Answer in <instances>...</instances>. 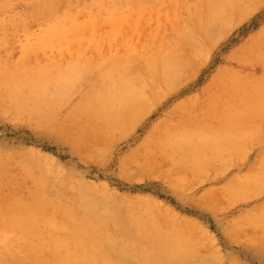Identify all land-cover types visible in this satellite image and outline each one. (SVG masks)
Listing matches in <instances>:
<instances>
[{"label": "rangeland", "instance_id": "obj_1", "mask_svg": "<svg viewBox=\"0 0 264 264\" xmlns=\"http://www.w3.org/2000/svg\"><path fill=\"white\" fill-rule=\"evenodd\" d=\"M133 1H135V2H133ZM208 1H206V0H144V1L143 0L142 1L141 0H131V1L130 0H82V1L81 0H59V1L58 0H54V1L53 0H43L42 1L41 0V2H40V0H0V75H3V76H0V79H1V81L4 80V81L1 82L2 84L0 83V88L2 89V90L0 89V93H2V95L0 94L1 95L0 98L2 97V99H3V96L5 94L7 95V92H6L7 89H5V87L7 88L8 84H9L8 87L14 85L13 86L14 89L11 88V87L8 88V89H10L9 93H11L12 91L15 92V90H16L15 88H20L19 86H21L23 83L27 84V83L30 82L27 85L28 87L26 85H22L23 86V88H22V86H21L22 90H25V91L27 90V92L22 91L21 89L20 90L22 92H20L19 89H18V91H19L18 93H20V94L22 93V95H24L25 98H26L27 93L31 92L30 90L32 89L31 86H30V90H28L29 89V85L33 84L35 86L36 83L38 84L41 81L40 85L43 83L45 85V89H48L47 91L51 92V93H49V92L46 93V90H43V92L45 91L43 93L44 95L47 94V96H48L50 94L48 97L51 98V100L55 99L56 97L57 98L60 97L61 99H64V100L60 101L59 100L60 98L59 99L56 98L60 102H58L55 99L57 101V104L53 105L55 108L52 105H50L52 108H50V109L48 108V109L51 111V113H53L52 117H50L51 113H49V110L47 109V107L45 109V105L48 102L45 99L46 97L41 99L46 104L45 105L43 104L44 106L40 105V107H38V108H40L39 109L40 111L42 110V112H40V113H43V112L45 113L44 109L47 110V113L45 115H46V117L47 116L49 117L48 121H47V118H44V119H46V121L45 120L41 121L40 119H37V117L35 115H33L34 113H32L30 111V110H32V107L31 108H26V109L23 108V109H25V111L24 110H19L18 108H16L15 104H13V101H14V99H15V101L20 100V98H23L22 96H20V97L16 96L15 97V93H14V95L11 96V94L13 93L12 92L11 94L8 93V96L10 95L12 97L10 99H13V97H14L13 100L9 101L10 99H9L8 96L7 97L4 96L3 100L0 99V156L2 157V159L0 160V164H1V161H3V165L5 167V165L7 166L8 164H10L11 163V159H13L15 157H16L15 160H17L19 157L20 158L26 157L27 160L29 159L28 157H30L33 160L32 163H31L32 160L29 161L30 162L29 163V162H25V158H22L21 159L22 161L19 160V162L21 161V164H23L22 162H25L27 164H30L31 166L32 165L35 166L34 162H36V161H37L36 164H38L36 166L38 168L35 167L37 170L35 168H32L31 166L28 165L30 169H33V170H29V169H27V165H23L24 169L26 168L25 171L23 170L24 173L27 170L30 171V173H29V171H27V174L25 173L26 174L25 175L23 172H21L22 171L21 169H23V166L21 164H19V162H16L17 164H14V161H13L14 159H13L12 163L15 166L14 165H9L10 167L12 166V168L10 170L11 171H13V170L15 171V168H13V166L16 167L18 165L19 167H16V168L19 169V170L16 169V171H17L16 175L18 174V172H19V174L17 176H15V173L13 171V173H14L13 176H14V179L16 178V181H14L15 183L13 182L14 184H13L12 188H11L12 180H10L11 182L9 183L8 177L11 178L12 175H10L11 176L10 177L9 174H13V173L10 170H8V172L7 171L6 172H7V174L8 173L9 174L6 175V173L3 172L5 170H2V169H5V168L3 167V165L0 166V176H2V178L0 177V181H2V183L0 182V188H1L0 191L4 190L2 192V195H1V192H0V208L5 206L4 207V212L2 211L0 214H4L5 212L12 211L10 204H12L14 201H17V199H20V196L22 197L23 200L27 199V198L24 199L25 196H23L25 194L26 190L29 191L30 193L34 192V194H35L38 191L37 190L35 192V190H36L35 188H38V187L34 188V185L37 184V182L39 181L40 178L43 179L46 176V175H44V176L42 175V171L45 170L46 173L48 171V174H50L49 172H51V174L55 172L54 174H52V175L50 174L49 175L50 178H51V176L55 175L53 178H51V181H50V178H48V176L46 177L47 179H49L48 182H47L46 178L43 179V180L46 179V182L49 184V186L52 183V181L54 182V185H52L53 184L52 183L51 186H50V187L53 186V189H51L50 192H51V194L53 192L52 196L54 198H55V196H54V192L55 191L57 193L61 192V191L58 192L59 191L58 189H54V186L56 185L57 188L59 187L60 189H62V191L65 192V189L67 191L69 189L68 187L69 186L71 187V183L70 182H72L71 180L73 179L72 187H74L75 190H74V188L73 189L70 188L72 191L74 190V192L76 193V196H75L76 201H75V199H73V201H75V202H77V201L84 202V203H87V204L91 203L90 205H87V207L89 208V210H88L89 211V216L90 215L92 216L94 214L93 212H95V210H98L97 212H99L100 211L99 209H101V211L98 214L95 212L96 214H94V216H92L93 219L91 218V216L89 217L90 224L92 226L98 225V223L100 222V219H103L102 220V222H103L104 220H106L105 219L106 217L108 218L109 215H111V216L113 215L112 217L109 216V217H111V219L108 218L107 220L111 221L113 219L112 221H113L114 225H113L112 221L109 224V222L107 220H106L107 223L106 222L103 223L104 225H105V223L107 224L106 225V229H105V233H106V230H108L107 231L108 235L111 234V235L114 236L113 237V241H111V243H110L112 246H114L116 244L114 242L117 240L116 241L117 242V246L118 245H119L118 247L121 246L120 250L123 249V248H124V250H121L120 253H119V249H117V248H115L116 249V253L114 252L115 250H113L114 248H112V247H109V248H111V250H113V251H111V250L109 251L108 249L107 250L109 252H111L112 254H115L117 256H119L121 254L120 257L121 258L123 257L122 260H125L124 258H126V260H127V258L128 259L131 258V259H129L131 262L135 261V263H132V264H142L141 263L142 261H143V264H145V263L147 264L148 262L149 263L151 262V263H154V264H162V263L164 264L163 260L167 261V262H165V264H169V263L170 264H172V263L176 264L175 262H177L178 259H179V261L181 260L180 263H182V264H188V263L192 264V262H191L192 259L194 260L195 256H197L198 254L200 255V253H198L199 251H196V249L200 250V247L203 246V250L206 251V252L204 251V253H207V251H209V250H211L210 251L211 252V256L214 253L213 257H216V258L213 259V260L211 259V262L215 260V261H217L216 262L217 264H219L220 260H222L220 262V264H230L231 260L237 261L236 263H234L232 261L231 264H237V263L238 264H264V252H263V250L260 249V251H259L258 247L255 246L256 247L255 248L254 245H253V247L250 246L249 244H251L252 241L250 240L251 242L249 243V239H248L249 237H251V235L253 233L257 232V234L260 233V236L258 235L259 239L256 238L258 236H255L254 240L260 241V243H261L263 241H261L260 238L262 239L263 237H261V236H264V235H262L264 233V231H263L264 230L263 229L264 228V224H263L264 223V216L260 217V215H258L259 220L257 218V214H259L260 212H263V209L261 211L259 209H261V207L264 208V205H263L264 202L261 203L262 200H264V188L262 187V185L264 183V168L261 165L262 161H264V159H263V156H264V138L262 139L261 136L259 137V138L262 139V141L258 138L262 142L261 143L260 141H258V139H256L258 136L254 135L257 131L259 132L260 129H261L260 132L262 131L261 134L264 131V126H263L264 125V116H262V114L264 113V106H263L264 105L263 104L264 96H263V98L259 99L260 101L262 99V101H261L262 104L261 105H260V101H257L258 100V96H257V98L254 97L255 93H256L255 96L256 95H260L261 96L262 94H264V88H263L264 87V83H263L264 79H262V77L264 76V67H263L264 66V61L260 62L261 60H263V57H264L263 56L264 55V40H263L264 34H263L262 37H259L260 34H262V31H264V5H263L264 4L263 3L264 0H261L262 4L259 3L258 1H257L258 3H256L255 0H253V4L254 5L249 3L250 1L252 2V0H250V1H248V0H246V1L245 0H240V1L237 0L238 2L236 0H234L237 3L234 2L233 0H232V3H230L231 1L230 2L228 1V3H226L227 0H223V1L221 0L222 2L220 1V4L223 3L224 5H228V6H232V5L235 4L236 5L235 8H237V9H234V7H232L234 9V11L231 10V8H230L231 11L229 10L230 13L228 12V15H227V17H229V19L224 21V23L223 22L221 23V26H220L221 27V31H223V28H224L225 22H226L227 25L225 26V30L224 31L227 30V26H228V28L230 26L231 29L229 30V32L228 31L224 32V33L220 32V33L223 34L224 37L221 38L222 34L219 33V35L221 36L220 39H219V36L217 35L218 31H220V27H219L216 30V32H215V30L213 31V35L215 34L218 37V38L215 37L214 40L216 41V40L219 39L215 44L214 43L212 44V45H214L213 47H211V43L209 42V40L205 41L203 43L204 45H202V46L198 45L199 47H197L195 49L197 52L195 51V53L192 55L193 57L192 56L190 57L189 63L191 65H188V67H186L188 70L190 69L191 71L193 70V72H196L194 77H193V74H190V73H193V72L190 71L189 74L191 76L189 75L190 76L189 77L187 75V71L184 70L183 72L186 71V74H184V75H186L187 81H185L186 80L185 79L182 83H180V84H182L180 86V88H176L175 89V87H179V85H177L174 88H172V90L174 89L172 91L168 87H166V88L163 87L164 90L162 88L161 90L156 91V93L159 92L158 95L156 93H155L156 95L152 94L148 98L151 103L148 101V99L146 100L147 104H145L146 101H144L145 103L143 102L144 105H146V108L148 107L147 110L149 112H146V110H145V112L147 114L146 115L143 114L144 116L142 115L143 118L141 120L138 119L139 121L137 120L136 122H133L132 123L133 125L130 124V127H129V125L127 126V124H129L131 122V118H129L130 121L128 119H125V121L127 123L124 121L123 122L124 125L122 124L121 127L124 126V128L126 130L124 131L123 128H122L123 130H120L121 128H119L118 129L119 137H118L117 134L115 135V133L117 131L116 132L114 131L113 132L114 135H112V137L116 136V137H118L117 139H120V140H117L116 138H111V139L117 140V141H114V140L111 141L110 139L106 138V139H108L107 141L109 143L108 142L107 143L109 144V146H111V148L107 145V143H104L105 140L103 141L104 144H101L102 141L100 143L99 140H98L97 142H98V144L100 143L101 146H96V144L94 145L93 142H92L93 145L91 144V142H89L90 143V145H89L88 144L89 140L88 141L87 140L84 141V139H83L84 143H86V141H87V143H86L87 145L84 144L83 141L79 142V140H81V138H80L79 140L77 139L78 143H81V144L85 145L84 147H88V145H89V147L92 146L91 147L92 149L90 148V150H89L88 149L89 147H88L87 150H86L87 152H89L91 154V155H88L90 160L86 159L85 155L82 156L83 154L81 155L83 158H81V156L78 155L79 153L76 154V152H74V151H76L79 148L78 151L80 150V153H86V155H87V152L85 151L86 148L82 149L83 146L81 144L78 145L77 141L74 140V139H73V141H74L73 142L72 139L69 137V136H71L70 134L69 135L65 134L66 138H67V136L69 137V138H67L68 139L67 140L65 138V136H64V133H63L64 131H65V133H67L65 129H67V130L71 129L73 127V125L76 124V122L78 120V117L77 118L74 117V119L76 118V121L75 120H74L75 122L72 121V119H73L72 117L75 116V114H73L74 111H72V109L75 110V108H77V106L79 105L78 101L79 100L83 101L82 98L83 97L85 98V96L87 95L88 91L91 90V87L96 89L95 87L98 88V86L100 85L99 84V82H100L99 76L101 77V74L99 76H98V73L95 74V71H93V69L95 70V68H93V66L100 67L105 62L106 63L108 62L107 64H110V60L109 59H112V58H113V60H119V58H120V60L123 59V61H125L126 59L127 60L130 59V60H133V62H134V57H136L134 64L136 65L138 63L139 65L137 64L136 66H140L142 64L140 62H143V60L145 61V60H149V59H154V55L156 56V54L157 53L159 54V52L161 54V53H163L162 51L165 52L166 50L170 49V47L171 48H173V47L174 48H179V45L181 43L183 44V39L185 38L184 36H186V40L184 39V43L186 41L185 44H188L189 38H187V37H190L189 34H190V27H191L189 25L191 23L193 24V22L196 21V19L197 20L201 19V18L206 19L209 16H211V15H209V12H207V11H211V10H208V5H209V7H211L212 5H215V4L217 5V2H218V1L216 2V0H215V3H214V0H213V2L210 0V2H211V3L209 2L211 4L210 5V4L207 3ZM39 2L41 4H39ZM240 3L242 4V6L244 8L242 6L240 7V5H241ZM247 3L249 4L248 5L249 7L246 5ZM37 4H39L40 6H38ZM50 4L51 5L53 4V5L51 6ZM256 4H259V7H257ZM43 5H45V6H43ZM197 5H198V8H197ZM42 6L44 8H46V9H43ZM54 7H55V9H54ZM239 7H240V10H239ZM48 8H50L51 10L48 9ZM242 8L244 10H242ZM249 8H251V10H248ZM209 9H211V8H209ZM252 9H254V10H252ZM235 10H237V12ZM238 11H240V13ZM245 11H249V12L246 13ZM250 12H251V14H250ZM235 13H236V15H235ZM191 14H193L192 17L195 18V19H193L194 20L193 22L191 21L192 20ZM241 15L244 16V17H245V15H246V17L247 16H249V17L244 18ZM230 16H231V18H230ZM239 16H241V17H239ZM188 18H189V20H187ZM240 18L243 19V20H241ZM238 19H239V21L237 22L236 20H238ZM189 21H190V24L188 25ZM228 21H230V22H228ZM231 22H233V23L231 24ZM185 24L188 25L187 28H189V30H188L189 34H187V28H186ZM185 28H186V31H185ZM180 31L182 33H180ZM184 32L188 36L185 35ZM179 35H181V36L179 37ZM175 37H178V38H176L177 39L176 42H175V39H174ZM179 38H181V39H179ZM198 38L199 37L197 36V38H195V40H193V41L196 42V40ZM180 40H182V41H180ZM214 40H213V42H215ZM258 40H260L262 42H259ZM178 41H180L181 43H179ZM257 41L259 42L258 45H257ZM163 42L167 46L163 45ZM206 42L208 43L207 45H206ZM172 43H174V44H172ZM176 43L178 45H176ZM253 45H255V47ZM162 46H164V49H163ZM182 46H185V45L183 44ZM204 46H206V47L209 46L208 49H209L210 52L207 51V48H205L206 50L203 48L204 52L201 51V52L204 53V55L209 54V55H207V58L205 57L207 60L205 58H203L204 57V55H202L203 53H200V51H199V50H201L199 48L204 47ZM252 47H253V49L255 51L252 50ZM139 50H141V51H139ZM151 50H154V52L151 51ZM247 50H249V51H247ZM137 51H138V53H137ZM145 51H147V52H145ZM205 51L207 52V54H206ZM261 51L263 52V54H262ZM152 52L154 53V55H153ZM239 53H241V54L238 57V55H236V54H239ZM251 53H253V54H251ZM257 53H259V57H258ZM158 54H157V56H159ZM134 55H136V56H134ZM242 55H243V57H242ZM260 55L262 56L261 60H260ZM108 56H109V59H108ZM157 56L155 58H157ZM101 57H103V58L100 59ZM137 58H139V59H137ZM146 58H148V59H146ZM197 58H198L199 63H201V61H202V63H201L202 66L198 63ZM202 58H203V60H202ZM236 58H238V59L241 58L242 60H238ZM256 58H257V60H255ZM81 59H83L84 61L83 60L81 61ZM99 59L101 61L104 60L102 62L103 64L102 63L98 64ZM105 59H106V61H105ZM136 59H137V61H136ZM235 59H236V62H238V63H236L234 61ZM113 60H111V61H113ZM194 61H195V65H194ZM255 61L257 62V66H256ZM81 62L83 64H81ZM127 62L129 64L131 63V61H127ZM243 62H244V65L242 64ZM197 63L200 66H196ZM87 64L90 66L89 68H88ZM131 64H133V63H131ZM77 65H80V66H77ZM91 66L93 68L92 69L93 72L91 71ZM189 66L190 67L192 66L194 68L191 67L192 68L191 69V68H189ZM245 66H246V68H245ZM261 66H262V68H261ZM72 68H75V69L78 68L76 70H77L78 74L81 75V76H79L77 74V72H75L76 71L75 69L72 70ZM69 69H71V70H69ZM96 69H98V68H96ZM138 69H139V67H138ZM195 69H197V71ZM228 69H229V71H228ZM40 70L41 71L44 70L45 72L44 71L41 72ZM79 70H80V73H79ZM102 70H103V68H102ZM81 71H85V72H83L84 75H82L83 73ZM88 71H91V73H94V75H92L93 77H90L91 73L88 72ZM235 71H236V73H235ZM39 72L41 73V75L43 74L44 76L43 75L42 76L39 75L40 74ZM61 72L62 73L65 72V73L63 75H60ZM68 72L71 73L70 76H72V77L75 76V75H78L77 76L78 79H77V82H76V79L74 81H72L71 85L69 84L68 87H67L66 86L67 85L66 82H68V81H65L64 79L66 78L65 76H67L66 79H68V77L70 78ZM98 72H100V70ZM66 73H67V75H66ZM139 73L141 75L145 76V74L143 72H142L143 74L141 72H139ZM57 74L59 76H61V77L63 76V77L62 78L61 77L58 78ZM85 74L87 76H89V77L84 78L83 76H85ZM245 74H246V76H245ZM141 75H138V76L140 78H142ZM219 75L221 77H218ZM229 75H230V77H228ZM232 75H234V76L236 75L234 77L233 81L231 80L233 78V77L231 78ZM28 77L29 78L33 77V78H32V80L28 79L29 82H27V80L26 81L23 80V79H27ZM53 77H55V78L57 77L58 80L55 79V83L58 81L59 84H61V86L59 84L57 85L58 82L56 84L55 83L53 84V82H54ZM79 77H81V78H79ZM82 77L84 79H86L87 81L90 80V82L86 83V80L83 81ZM48 78H51V80L48 79ZM87 78H90V79H87ZM189 78H191V79H189ZM237 78H239L238 82H236ZM260 78L262 79L261 82H260V84H262V86H258V85H260L259 84ZM14 79H16V80L13 83ZM46 79L50 80V81L53 80V82H50V81L47 82ZM62 79L65 82H63ZM81 79H82V81L84 83L81 81ZM225 79H228V80H225ZM68 80H70V79H68ZM243 80L245 82H243ZM247 80H248V82H247ZM249 80H252V81L249 82ZM257 80H258V82H256ZM16 81H19L17 83H20L22 81H24V82H22L20 85L18 84L19 86L17 87ZM78 81L80 82V84H81V82H82V84H85V83L86 84L83 85V86H82V84L78 85L79 84ZM225 81H227V83H228V84H226V86H225V83H224ZM241 82L244 83L243 87H242V84H240ZM4 83H6V84H5V87L3 88V84ZM64 83H65V85H63ZM73 83H75V87H76L75 89L76 90L73 87V85H74ZM76 83H77V85H76ZM213 83H214V85H213ZM222 83H224V85ZM246 83H249V84L247 85ZM46 84H49V86L46 85ZM251 84H252L253 87H250ZM33 85H32V87H33ZM50 85L51 86L53 85L54 88L50 87ZM231 85L233 86V88H232ZM235 85H236V88L234 87ZM55 86H60V87L55 88ZM25 87H27V88L24 89ZM48 87H50V89ZM255 87H257V88H255ZM51 88H53L52 90L54 91V93L56 91L58 93L56 92L57 94L55 93L54 95H52L53 91L51 90ZM63 88L65 89V91L64 92L63 91L59 92V90H63ZM167 88L169 89V91H167L168 90ZM242 88H244V90ZM258 88H260L259 91H257ZM54 89L55 90L58 89V90L55 91ZM234 89H235L236 92L234 91ZM248 89H251V93H249L250 91H248V95L251 94L250 96L246 95L247 94L246 91ZM73 90H75L76 92L73 91ZM161 91H162L163 94H161ZM244 91L246 92V94H245ZM260 91H262L261 94H260ZM67 92H68V94H67ZM70 92L71 93L73 92V94H75V96H73V94H71ZM3 93H4V95H3ZM34 93L35 92H33V96H35V95L38 96V94L35 93V95H34ZM61 94H62V96H61ZM235 94H236V97H235ZM30 95H32V93L31 94L29 93V97H30ZM160 95L161 96L163 95L162 99H161ZM241 95L244 97L243 101H241L242 104L239 101V100L242 99ZM41 96H42V94L40 96H38V97L40 98ZM69 96L73 97V98L70 100ZM78 96H79V98H78ZM152 96H155L157 98L159 96L161 101L158 100L157 102H155L153 100L154 97L152 98ZM239 96H241V97L237 98ZM27 97H28V95H27ZM42 97H44V96H42ZM48 97H47V99H49ZM66 97L68 98V102H66L67 101ZM233 97H234L235 100L232 99ZM28 98L26 99L28 106L26 104L24 107H30V105L32 104V103L30 104V101L34 103V105H31V106H34V107L37 106V104H35V102H38L37 100L39 98L36 97V99H37L36 100V99H34L35 97L33 98L31 96L30 101H28ZM250 98L251 99L253 98V100L255 101V102L253 101L254 105H253V102H252V100ZM32 100H36V101L34 102ZM55 100H53V101H55ZM249 100H251V101H249ZM63 101L66 102L67 104L66 103L65 104L69 105V106L66 107ZM248 101L250 102L249 104H251V102H252V106H253L252 110H250L252 112H251V115L249 113V115H250L249 117H248V113L246 112L247 113L246 114L244 112L245 109H248V108H245L248 105V104H246ZM243 102H246L245 103L246 105L244 107H243V105H244ZM58 103L59 104L61 103L60 105H62V104H64V105L59 107ZM12 104H13V106H12ZM151 104H152V106H151ZM255 104H257V105H255ZM2 105H4L3 106L4 111L1 108ZM47 105H49V104H47ZM56 105L58 106L57 109H56ZM144 105H142V106L144 107ZM205 105H206V108L202 109L203 107H205ZM236 105H238V106H236ZM139 106H141V105H139ZM150 106H151V108H150ZM188 106L192 107L190 109L192 111L194 109L197 110L198 107L200 109V106H201L202 111H201V109H200V111H196L195 110L194 113H192L190 110L186 111V109H189ZM258 106H260L259 108H261L262 110H260L258 108ZM13 107H14V109H13ZM61 107H63V109ZM143 107H141V108H143ZM194 107H196V108H194ZM10 108H12V110ZM177 108L181 110L180 113H181V115H183L182 118H181V115L180 114L178 115V113H177L179 111H177V112L175 111L176 112V116H175L174 109L177 110ZM240 108H242V110H239ZM58 109H60V110H58ZM235 109H236V111H240V113L242 112L243 115L245 114L243 119L241 117V116H243L242 114H241L240 117H238V118L236 117L235 114L237 112H235ZM18 110L21 111L20 112L21 114L19 113ZM70 110L72 111L73 116L69 115L70 116V121H69V119H67V118H69L68 113L71 114ZM183 110H184V112H182ZM15 111H17V112L15 114H13ZM54 111L56 112L55 114H54ZM246 111L249 112V110H246ZM253 111H257L258 113L256 114V112L254 113ZM188 112H189V115H188ZM29 113L32 114V116ZM184 113L186 115L185 117L188 116L187 118L184 117ZM190 113H191V115H190ZM203 113H205L204 117H202L204 115ZM240 113H238V115ZM253 113L256 116L255 115L252 116ZM16 115H17V117H16ZM29 115H30V117H29L30 120L28 119V123H27L26 122L27 121L26 118ZM246 115H247V117H246ZM33 116H34V118L32 119L31 117H33ZM15 118H17V119H15ZM18 118L19 119L22 118L21 121H23V123L18 122V121H20ZM214 118H215V120H214ZM244 118H246V119L244 120ZM251 119L252 120L256 119L255 120L256 123H254V122L252 123V121H249ZM187 120H188V122H187ZM44 121H45V124L42 125L41 123H44ZM89 122L92 123L91 119H89ZM66 123H70L69 127H67V128H65L66 127ZM90 123H88V122L85 123L86 127H85V125H83V129H88V130L90 129L91 130V128H93V127H90V128L88 127ZM125 123H126V125H125ZM164 123L165 124L169 123L170 126L169 125L166 126ZM197 123L199 125V128H196L195 131H194V127L197 125ZM92 124H91V126H92ZM160 124L161 125L163 124L164 128L167 129L166 132L170 130L169 131L170 134L168 133L169 136H167V133L165 132L166 135H164V136H167V137L166 138L164 137V139L167 141V139H169L168 137H170L168 142H170L171 140L175 141V142H170L172 144L176 145L177 143H179V144L183 145V144L186 143L188 148H190V146L192 145V147H193V144L195 143L197 148L200 149V151H202L203 156H205L206 150H209L210 153H211V150H213L212 153L215 151V155L213 154L214 156H216V155H218L220 153V155H219L220 157L218 156L219 159L217 157V160H215V161H213V160L216 159V158L213 157V155L208 154L209 151H207L208 153L205 156L207 158L210 156L209 158H211L210 160H211V162H213V163H210V164H212V166L213 165L215 166V167L213 166L214 170H215V168H217L216 170H218V171L220 170L219 172H216V171L213 170L215 172V174L217 173V176H215V174L213 175L214 172L212 171V167L208 168V167L211 166L209 164V162H208L209 160L206 159L205 157H202L201 152H199L201 157H202L201 160H203L205 158L204 159L205 163L207 161L206 164L209 165V166L207 167V165L205 163H204L205 165H203V164H201V165L202 166H206V167H203V168H205V169L207 168V170H204V171L202 170V166H199L200 165L199 161H197L196 159L192 158L193 154H192V157H191L192 160L194 159V162L195 161L198 162V165H197V162H196V166L195 167H194L195 163L191 159L188 158L189 156H187L185 158V159H188L187 163L189 162V160H191L193 162V163L191 162V164H194L193 166H191L190 163L189 164H190V166L192 168L195 169L194 171H196L197 173H194L193 171H191V169H190V173H189V170H188L189 168H187L186 165H184L186 167L182 166L183 165L182 163L185 162V159H184L185 156L184 155H188L189 154V153L187 154V152H189V149H187L186 153H184L185 150H183L184 152H182L180 150L181 151L180 153H179V151L174 150V151L177 152V154H176L175 152H173L174 148L173 149L170 148L172 146V144H171V146L169 145L170 146L169 149H171L170 152H173V153H168L169 152L168 148H166V149L164 148L165 149L164 152H163V150H160L161 154H158V155L160 156L163 153L162 156H164L166 160L168 159L167 161L165 160L164 162H166V163L170 162V163H172L173 166H175L174 164H177L179 162L177 168H176V166L174 167V170L172 168L173 166L170 163H169V165H171V166H168V164H167L168 168L166 166H164L166 163L162 164V160H164L163 159L164 157L159 158V156H157L158 158L156 159V153L154 154V152H155L154 150L153 151L149 150V151L152 152V154H154L153 155L154 157L151 156L152 155L151 153H149V152L146 153L145 150L143 152V148L144 147L142 146V142L144 144L148 142L149 135H151L153 130H154V132H153L154 134L152 133V136H154V137L158 136V138L156 137V139H158V140H159V137H162L163 134H165L163 132V130H165V129H163V126L160 127ZM243 124H245V127L248 128V129L244 128ZM61 125H64V126H61ZM94 125H95V121H94L93 126ZM171 125H174V126L172 127ZM39 126L40 127L42 126L41 130H39V128H40ZM181 126H185V127L182 128ZM205 126L208 127V129L211 132V134H209V131H208V129H206ZM240 126H242V127H240ZM58 127L60 128L59 130H57ZM63 127H64V129H63ZM179 127H181L182 129L179 128ZM188 127H190V128L188 129ZM157 128H160V130L157 129ZM172 128H173V130L171 131ZM184 128L186 130H184ZM256 128L259 129V130H257ZM127 129H129V130H127ZM205 129L208 132L207 131L205 132ZM239 129L240 130L242 129L243 132H245L244 130H248V131H246L243 134V133H240L242 131H240ZM250 129H251V131H255V130L256 131L253 132L252 137L250 136L251 138H245L246 135L249 136L248 133L249 134L252 133L251 131L249 132ZM158 130H159V133L157 135V134H155L156 133L155 131L158 132ZM181 130L185 131L186 133L183 132V131H182L183 132L182 133ZM121 131H123V132H121ZM57 132H58V134H60V133L62 134L63 133L62 136L56 134ZM90 132H86L85 131V136L87 137L90 134ZM125 132H126V134H125ZM178 132H180V133H178ZM192 132L193 133L195 132L194 135H193ZM120 133H122L123 135L121 136ZM238 133L240 134V136H239ZM83 134H84V132H82V135ZM159 134H161V135H159ZM172 134H175L174 137L176 139L172 136ZM186 134H189L187 138H186ZM82 135H80V136H82ZM91 135H92V133H91ZM56 136L57 137L60 136V137L57 138ZM72 136H74V135H72ZM83 136H82V138H83ZM89 136H88V138H89ZM92 137L90 138V140H92ZM190 137H192V138H190ZM60 138H64V139L62 140ZM74 138H75V136H74ZM177 138L179 140L180 139L181 140L179 141ZM193 138H195V139H193ZM151 139H152V137H151ZM151 139H150V142H151ZM161 139H163V137L160 138V141L164 140V139L163 140H161ZM185 139H187V140H185ZM188 139L190 140V142L188 141ZM192 139H193V141H192ZM255 139H256V141H255ZM69 140H71V141H69ZM218 140L219 141H223L224 144H223V142H221L223 145L221 143H217ZM240 140H242V142H240ZM200 141L202 142V144H198V143H201ZM205 141H207V142L205 143ZM191 142L193 144H191ZM228 142H229V144L231 143V145H227L226 147L229 146V150L231 152L229 151L230 155L226 156L227 157V159H226L225 152L227 151L226 154H229L228 153V149L226 148L227 150L225 149V152L224 151L222 152L221 150H224L225 145L228 144ZM208 143H210L209 144L210 146H208ZM214 143H215V145H214ZM234 143L236 145H232ZM252 143H254V144H252ZM75 145L78 146V148H76ZM103 145H106V146H103ZM203 145H205V147ZM211 145L212 146L214 145V146L212 147ZM80 146H81V148H80ZM147 146L150 147V145H146V148H147ZM206 146L210 147V148L208 149ZM223 146H224V148H222ZM231 146H233V147L235 146V148H232V150H231ZM103 147H105V148H103ZM239 147H240V149H239ZM75 148H76V150H75ZM138 148H141L140 152H139ZM197 148H194V150L192 148L193 152ZM203 148H207V149L205 150ZM236 148H238V149H236ZM99 149H102V150L100 151ZM136 149L138 150V152H137L138 155L133 153ZM81 150H82V152H81ZM155 150L157 151V149H155ZM236 150H238V151L236 152ZM83 151H85V152H83ZM146 151H148V149H146ZM203 151H204V153H203ZM218 151H220V152L218 153ZM19 152H20V154L22 156H20ZM29 152L32 153L31 155L33 156L34 159L31 157ZM131 152L133 154H135V157H134V159L136 158L135 160L132 159V155L133 154ZM142 152L144 154H141ZM25 153L27 155L29 154V156H26ZM165 153L166 154L168 153L167 156H165ZM178 153L180 155H183V157L181 156L182 158H180V155H178ZM129 154H131V155H129ZM145 154H146L147 157H148L149 154H151L150 155L152 157L151 161L153 162L154 160H157L158 162L155 163V161H154L152 166H147V164H145V163H148L150 165L149 162H151V161L148 162L149 159H147ZM16 155H19V157H17ZM36 155L41 158L40 161L42 160L41 162L43 163V165H42V163H40V165H39L38 162H40V161L37 160ZM93 155H94V158H93ZM174 155H176V156L178 155L177 158H180L182 160L181 161L177 160L176 161L177 163L175 162V160H174L175 163L172 162L174 157L176 158V156H174ZM259 155H261V156L259 157ZM6 156L9 159L11 158L10 161H9V159H6ZM129 156H131V157H129ZM221 156H223L224 158L221 157ZM84 157H85L86 160L84 159ZM125 157L126 158L128 157V159H130L131 162L128 159H126ZM168 157L169 158L171 157V159H169ZM212 157H213V159H212ZM144 158L147 159V162H146V159H144ZM153 158H155V159H153ZM82 159H84V160H82ZM123 159L128 160L131 163V165L129 163H127L129 165H126V163L123 162ZM141 159L142 160L144 159L145 161L143 160L144 163L142 162L141 164H138V165H140L139 168H141V166H143V165H146L145 168H143V169L149 175L151 173H149L148 171L149 170L152 171V169L150 167H153V169L155 168L156 170L159 171V169L156 168L157 166L154 167V164H157V165L159 164L158 166H160L161 168L164 166V169L162 168L163 170L160 168L163 171V172H161V170H160V173L164 174V172H166L167 173V178L165 177L166 173H165L164 177L167 180L174 179L175 181L171 184L170 183L171 180H169V182L167 180H163L164 179L163 178V174L161 175L162 177H159L156 174L150 175L151 178L147 177L148 174L146 176L145 173H143L145 171H143V169L141 171L138 168V165L136 167L135 166L136 163L133 164V162H132V160H133L134 162L138 161L137 163H140L142 161ZM160 159H161V162H159ZM6 160H8V161H6ZM204 160H203V162H204ZM216 161H217V163H216ZM180 162H181V167L183 168L182 170H180V168H181L180 167ZM220 162H223V163L220 164ZM50 163H52V164H50ZM254 163L257 165V168H256V165ZM46 164L49 166V168H52L51 171L48 170V166ZM123 164L125 165V167H124ZM161 164H162V166H161ZM184 164H186V162ZM189 164H188V166H189ZM41 165H42V167L46 166V168L44 167V169H41L42 171L38 170V169H40ZM260 165H261V167H260ZM126 166L128 168H126ZM197 166H199V169L201 167L202 171L200 170L201 171L200 173H198L199 169H198ZM124 168H126L125 170L126 171L128 170L130 172V174H129L128 171L125 173L124 172L125 171ZM129 168H132V169L134 168L133 170H137V168H138V170L135 171V174L132 172L133 173V175H132V173H131L132 169H129ZM170 168H172V171H171ZM196 168L198 169V171H197ZM262 168H263V170H262ZM8 169H9V167H8ZM147 169H148V171H147ZM177 169H178V172L179 173L182 172V174L176 176V174H178V173L175 170H177ZM184 169L185 170L187 169V171L185 173L188 172L190 174V176H189V174L187 173L188 176L185 177V178L189 177L190 183L188 182V179H187V182L190 184L189 185L190 189L187 187L188 183H186V181H183V179H184L183 170ZM208 169H209V172H208ZM34 170H35V173L33 172ZM59 170L61 171V173H60ZM121 170H124V171L121 172ZM222 170L224 171L223 174H222V172H223ZM255 170L256 171L258 170V171L256 172ZM38 171L39 172L41 171V174H39ZM138 171H140V172H138ZM210 171H212L213 173L210 172ZM249 171L251 172L252 175L248 173ZM154 172H157V171L154 170ZM154 172H152V173H154ZM202 172L204 174L206 172L207 173H206V175L203 174V176H202V174H201ZM260 172H262L263 174L261 173V175H259ZM4 173H5V175H4ZM36 173H38V174H36ZM62 173L64 175H61V177H57V176H59V174H62ZM123 173L125 174V176H123ZM137 173H138V176H137ZM192 173H194L193 175L195 176V179H194ZM243 173H244V175H243ZM245 173H248L249 175H251L253 177L252 180H254V182L251 180V178L249 180L248 174L246 175ZM256 173H258L257 175H259L260 178H259V176L256 175ZM29 174H30V176L32 174L33 177L32 176L29 177L28 176ZM56 174H57V176H56ZM197 174L199 175V177H200V175L202 177L199 178ZM23 175H25V176H23ZM155 175H156L157 178L154 177V179H153L152 176H155ZM40 176H42V177H40ZM68 176H70V179L68 178ZM135 176H136V178H135ZM179 176H182L183 178L179 177ZM185 176H186V174H185ZM196 176L198 177V181L196 180L197 179ZM6 177H7V179H6ZM21 177H24V178L28 177V179L25 178V181L27 180V182L29 184H30V181L33 179L34 180L33 183L31 182V185L33 187L30 186L27 182H25V183H27V184H25V185H27L25 187L27 188L28 185H29V187H28L29 190L26 189L25 192L21 193L22 192L21 191L20 194L18 193V194L15 195V192L17 193V189L19 190L20 187L22 188V184H24L23 182H21V181H24V178H21ZM55 177L58 178L59 182L56 179L57 181L55 183ZM130 177H131V180H130ZM177 177L180 178V180H178V181L182 182V184L179 183L180 184L179 185L177 183L178 182V181H176L178 179ZM235 177H236V179L237 178L238 179L236 180ZM240 177H244V178H240ZM191 178L194 179L195 182L193 180H191ZM257 178H259L261 180L259 181V179L257 180ZM11 179H13V178H11ZM239 179H243V182L240 180L242 182L241 183L239 181ZM60 180L64 181V182L62 181V183H63L62 184L63 185L62 188H61V186H58V185H61V181ZM229 180H231V184H234L235 181H236L235 182V184H236L237 181H238V182L241 183V185L244 184V187L246 185H248V183H250V184L248 185L249 187H248L247 191L246 190L243 191V189H242L243 185L239 186L237 184L234 185V186L230 184L232 186V187L230 186V188H232V189H230L229 188V183H228ZM245 180L247 181V183H246ZM7 181H8V183L6 184ZM191 181H193L194 183L191 182ZM249 181H251V182H249ZM41 182H43V181L40 179V184H39V182L37 184V186H39V189H40V187L41 188L44 187V185H42L44 182L42 184H41ZM67 182L70 183V185L66 184ZM183 182L185 184H187V185H184ZM260 182L262 183V185H261ZM47 183H46V185H47ZM167 183L171 184V186L169 187V184H167ZM253 183H255L254 184L255 186H253ZM2 184L5 187L7 185V187L10 190L9 194H8V189H6V188L4 189V186H2ZM259 184L261 185L262 189L258 186ZM176 185H179L180 188H181V185H184V187H186L189 191L185 192L186 188H184L182 186L183 189L181 190ZM195 185H196V187H195ZM226 185H228V187H226V190H225V188L222 189ZM250 185H252V188H251ZM49 186L46 189H49ZM99 186L102 189H100ZM174 186L177 187L181 192L178 191V193L176 194L175 192H176L177 189L175 190ZM98 187H99V189H98ZM239 187L241 189H239ZM214 188H219V190L221 189L222 190V191L220 190L221 192H223L225 190L224 193L227 192L229 195L232 194L233 196L231 195V197H230L231 199L228 197L227 193H225L227 195H223V193H222L221 197L224 196L226 198V199L224 197L222 198V199L226 200V203H227V201H229L228 202L229 203V207L233 206L234 204L235 205L233 207H231V208H229V207L226 208L228 211L227 210L223 211L224 206L228 204V203L227 204L224 203L225 200L221 201L223 203L220 202V204H218L219 203V198H218V202H216L217 203V205H216V203L213 201L214 199L212 200V198L209 196L211 198V200H210L206 196V194L210 195V194H208L209 190H213ZM250 188H251V190H250ZM22 189H24V187ZM32 189H34V191H32ZM244 189H246V187ZM254 189L255 190L258 189L259 192L257 190L256 192L252 193V191H254ZM99 190L100 191L102 190L101 191L102 194H101V192ZM206 190H207L208 193H206ZM214 190L217 191V189H214ZM230 190L232 192L229 193ZM239 190H240V192H239ZM260 190H261V193H260ZM220 191L218 193H221ZM236 191H238L239 193H237V194L235 193L234 194V192H236ZM29 192H27L26 195L28 194L27 196H29V199L30 198L33 199V196H31ZM47 192H48V190H47ZM56 192H55V194H56ZM96 192H98V194ZM99 192H100V194H99ZM204 192H205V198H207V200L209 199L210 201L209 200L208 201L210 203H212V202H213L212 204L215 203L214 205H216L217 207H219L218 205H221V204L224 205L225 204L224 206H220L219 207L220 208L219 212H218V210H217V212H213L211 210L212 211L211 212L209 209H206L207 207H210V205H211L208 201H205V204H208V205L207 206L206 205L203 206V204H204L203 200H205V199L204 198H200V200H199V197L201 196V194L204 195ZM3 193H5V194L7 193L8 195L7 194L6 195L8 197H5V199H4L5 195ZM213 193L214 194L215 193L218 194L217 192H213ZM249 193H251V195H254V193H255V195L253 197H256V196L257 197L256 198L252 197L253 198L252 199ZM257 193H258V195H257ZM259 193H260V196H259ZM77 194L81 195V196H85L84 194H86V196H89V199L88 198H80L79 196H77ZM105 194L107 195V198L105 197L106 196ZM101 195H103V196H101ZM219 195L220 194H218V196ZM235 195H238V196H236V197H238V200L242 199L241 196H244V197L247 196L246 197L247 199L245 198V200L243 199L242 201H239V202L237 201L236 202L235 200H237V198L234 197ZM1 196H3V197L1 198ZM48 196H49L50 199H52V196L50 195V193L48 194ZM110 196H112V197H110ZM114 196H115V199H112ZM211 196L213 197V195H211ZM218 196L215 195L216 200H217ZM249 196H250L251 199L249 198ZM142 197L145 198L146 200L148 199L147 201L149 203L152 202L150 204L151 207H154L155 205H157L158 207L155 206L157 208L154 207V208L149 209L150 206L145 202V200L144 201L141 200L143 202V204H142V202H140V199H142ZM239 197H240V199H239ZM124 198H125V200H124ZM227 198H229V200H227ZM82 199H85V200H82ZM100 199H101L102 202L100 201ZM197 199L199 200V203H200V201H203V202H201L202 204H200L201 206L199 205V203H197V201H198ZM255 199H257V200H255ZM259 199H260V201H259ZM1 200H2V202L7 200V202L6 201H5V203L3 202L4 203V205H3ZM57 200H58V198L54 199L52 203L57 202ZM95 200L98 201L99 205H98V203ZM252 200H254V201H252ZM59 201L60 200H58V203H59ZM137 201H139V202H137ZM230 201H231L232 205L230 204ZM246 201L247 202L250 201V202L247 203ZM50 202H51V200L49 201V204H50ZM92 202H94V204ZM100 202L102 204H104V203H106V204L103 206ZM58 203H54V204L56 205ZM95 203L97 204V206L95 205ZM107 203H109L110 205L107 204ZM136 204H138V205L136 206V210H134V207H135ZM139 204H140V206H139ZM1 205H3V206H1ZM55 205H52V206L56 207L57 205L56 206ZM101 205L103 207H101ZM107 205H109V207L113 205L114 210H116V213H114L115 211L112 212L113 207L109 208V207H107ZM142 205H144V206L142 207ZM254 205L255 206L258 205L257 207L259 209H258L257 213H254V211H255L254 210L255 209ZM98 206H100V207L98 209H95ZM205 206H206V208H205ZM9 207H10V210H9ZM127 207H130V208L128 209ZM138 207H139V209H138ZM144 207L147 210V212L146 213L143 212V213L139 214L140 211L145 210ZM211 207H212V205H211ZM251 207L254 210L253 213L256 216L255 218H257V222H255V220H254L253 225H251L252 223L250 222V221H253V220H251L252 219L251 216L253 214L251 212V210H252ZM141 208H143V210H141ZM213 208H215V207L213 206L212 209ZM219 208H217V209H219ZM107 209H108V211H107ZM157 209H158V212H157ZM149 210H151V211H149ZM165 210H167V211H165ZM137 211H138V213H137ZM153 211L155 212V215H154L155 217H158L157 214L159 212H160L159 213L160 214L159 217L161 216V213H163L161 217H163L166 214L164 216L165 219L164 218L163 219L165 221H167V223H165V221H163L165 223L164 224L161 221L165 226L163 225L164 228L160 227L159 231H158V228H159L158 226H162L161 225L162 223L161 222L157 223L158 221H155V219L158 220V218L153 217L154 213L151 214ZM247 211H248V213H247ZM103 212H106V213L103 214ZM126 212L128 213V214H126L127 216L125 215ZM149 212H151V213H149ZM14 213H15V215H14ZM110 213H114V214H110ZM134 213L137 214V216L139 218H141V219H143L145 217L147 218V216L149 214L152 215V216L149 215L148 217H150V218L143 219L144 221L143 220L141 221L139 219L138 220L139 222H141V223L144 222L143 224L140 223L141 224V227H140V224H137L139 222L136 221L137 220V216ZM18 214H19V210L16 209L15 212L12 211V212H10V214L8 213V218L11 220V219L15 218ZM45 214H47V213H44L43 215L45 216ZM106 214H108V215H106ZM130 214H132L131 216L133 218L131 216L129 217ZM249 214H251L250 217H249L251 219H249L247 217V216H249ZM60 215L61 214H59V216L58 215L57 216L60 217ZM103 215H106L105 218H103L104 217ZM124 215L126 217H124ZM134 215L136 216V218H134L135 217ZM140 215H142V217ZM99 216L101 217L100 219H99ZM167 216H169V217H167ZM180 216H181L182 221L184 223L186 222V224L183 223L184 225L183 224L181 225L182 221H181V223H179L180 222ZM240 216H242L241 219H240ZM151 217H153V218H151ZM161 217L159 218L160 220H162ZM243 217H244V219H243ZM63 218H64V220H66L65 221V225L68 224V221L66 219L67 217L65 218V215H61L59 220L61 219L64 222ZM97 218H98L99 222H97L98 220H95ZM114 218H116L119 223ZM255 218H253V219H255ZM167 219H169V220H167ZM238 219H240V221L245 220L246 221V227L248 225H249L248 227L251 226L249 228V230H248V228L245 229L246 232L248 233V236L250 235L249 237L246 236V239H248V240L245 239V241H247L246 244H244L245 241L242 239V235L243 234L242 235H238L239 238L238 237L236 238V240L238 239V241L242 240L243 243H240L238 241L236 242V240H234L235 243H237V244H234V243H232V242H234L233 240H229V238L233 239V236L237 235V233H240L241 230L243 229V227H245V225H241V223L238 222ZM246 219L247 220L249 219V221L247 222ZM260 219H262V220H260ZM61 220H60V222H61ZM146 220H149L152 223H148V221H146ZM235 220H236V222H234ZM134 221H136L137 223L134 222ZM170 221H172V222H170ZM191 221H193V222H191ZM245 221H243V222L245 223ZM1 222H2V220H0V223ZM96 222H97V224H96ZM145 222H147L148 224H151L149 226H152V227L151 228L147 227L148 225H147V223L145 224ZM196 222H197V226L195 225ZM259 222H260V224H258ZM261 222L263 224V227H261L262 226ZM123 223H125V224H123ZM154 223H156L157 225L154 224ZM234 223H238V225L235 224L236 225L235 226ZM116 224L120 225V226H117L118 227L117 228ZM121 224H123V225H121ZM166 224H168L167 226H169L168 230L166 228L167 227ZM193 224L195 225L194 228H196L197 230L193 228ZM232 224L235 227H233ZM256 224H258V225L255 226ZM108 225H110V226H108ZM145 225H147V226H145ZM171 225H172V227H171ZM174 225H176L174 227L175 229L173 228ZM111 226L115 227V228H112ZM137 226L140 227V231L138 229L139 227L137 228V231H136V227ZM178 226L181 228V231H179L180 228ZM241 226H243V227L241 228ZM254 226L257 227V228L260 227L259 228V231H260L259 233H258V231H255L253 233L251 232V231H254L255 229L258 230ZM134 227H135V229H134ZM142 227L145 228V229L147 227L146 231H148V232H146ZM232 227H233L234 230H237L240 227L241 230H239L238 232L236 231V233H234V230L232 229ZM161 228H163V229L161 230ZM182 228H183V230H182ZM253 228H254V230H252ZM132 229H134V230H132ZM141 229H143L144 231L141 232ZM165 229H166L167 232L165 231ZM177 229H178L179 232H175V231H177ZM189 229L192 230V231H190ZM230 229H232V231ZM129 230H132V231H129ZM152 230L153 231L155 230L154 234L156 235L158 240L159 239L161 240L160 242L159 241L157 242L155 247L152 246L153 250H155L154 254H153V257H152L153 250H151V251L149 250L151 247L147 243H145L144 241L137 240L138 236L136 237L134 235L136 237L135 240H134V236L131 235V234H134L135 231H136V232H138L140 234L141 233L144 234V236H147L148 233L149 234H150V232L153 233ZM172 230H174V231H172ZM185 230H187L186 234L188 236L185 234ZM198 230L200 231V233L197 232ZM48 231H49V229H47V232ZM114 231L119 232V233L117 234ZM188 231H189V234H188ZM194 231L197 233V236H196V234H193V233H195ZM230 231L232 233H234V235ZM171 232H173V233L171 234ZM174 232H175V234H174ZM249 232L251 234H249ZM51 233H52V231L50 230V232H48V234L51 235ZM66 233L64 235H61L60 238H62V239L64 238V239H67V240L70 239V237L68 235L71 236V231H68ZM145 233H146V235H145ZM152 233L150 234L151 236H152ZM166 233L168 234V236H165V237L170 238V240L162 238L163 237L162 234H166ZM178 233L181 234V237H180V235ZM157 234H159V237H158ZM170 234H171V236H170ZM190 234H192V235H190ZM121 235H123L125 237H123L121 239ZM150 235H148V236H150ZM155 235H153V236H155ZM182 235L183 236L185 235V236L182 237ZM193 235L196 238L198 237V239H197L198 241L193 242V243H196V244L199 242V245L195 246V247L198 246V248L193 247L195 244H193L192 241L196 240L195 237H193V239H191ZM226 235H229L230 237L226 236ZM231 235H233V236H231ZM12 237L13 236L11 235V238ZM189 237L191 239V243L193 244L191 246V249H194V250L190 251L191 249H189V247H190L189 246L187 248L189 250V252L186 251V253L188 254L187 255L185 253V251H184V248H185L184 246L185 245H183V243L185 244L188 241H190ZM202 237L205 238V239L203 240ZM35 239L36 238H34V236H30L29 237V242H34ZM127 239H128V241H127ZM130 239H131V241H130ZM177 239H178L179 242L177 241ZM207 239L210 242L209 245L207 244V241H208ZM162 240L163 241L167 240L168 242L169 241L170 242L167 243V244H163V246H162V243H163ZM172 240L175 241V243L170 244L171 242H173ZM183 240H184V242H183ZM252 240H253V238H252ZM137 241H138L139 245L142 244V242H143V246L140 245L142 247L137 245V246H139L141 248L140 250H138L139 247H136V244H138ZM180 241L182 242V244H181ZM188 243L186 244V246H188ZM191 243H189V245ZM253 243L256 244L255 241ZM95 244H97V243L95 242ZM168 244H170L171 247L174 244H176V245H174L176 247L180 244V245H182L183 248L178 246L177 247V250H178L177 252L178 253H177L175 250L172 251L173 250L172 248H174V246L171 248ZM47 245L50 246V248H48L49 251H48L47 248L45 249V247H43V249H44L43 251L46 252V250H47V252L45 253L46 255H47V253H49V256L51 258L50 262L47 261L49 263H46L45 261L44 262H40L39 261L40 256L42 254L41 255H36V251H37V254H38L39 252L41 253L42 250L41 251H39L38 249H31V250L29 249L28 250V249H25V248L23 250H19L21 245L15 243L14 247H15V249L17 248V250L20 251L19 252L20 254L15 253V254H7V255H5V261L1 262V264H28V263L29 264H37V263L38 264H43V263H45V264H62L61 261H60V259L62 257L61 256L62 254L57 252L58 250L56 248H54V246L51 244V242H49ZM71 245H72L73 248L75 247L78 250L80 249L74 243L71 244ZM164 245H168V246H164ZM207 246L210 249L206 248L207 249L206 250L204 248V247H207ZM260 246H262V243H261ZM263 246H262V248H263ZM159 247H161V250H160ZM163 247L164 248L165 247H169V250H165V249H168V248L164 249L166 252L168 251L169 254H167L168 252L167 253L166 252L162 253ZM179 247L182 248V249H180ZM158 248L161 251V254L158 252ZM187 249H185V250H187ZM216 249L219 250V252L218 251L216 252L215 251ZM52 250H54V251H52ZM127 250H129V252ZM146 250H149V252L148 251L146 252ZM170 250H171V252H170ZM181 250H183V251H181ZM195 251L197 252V255L195 254ZM144 252L148 253V256L144 254L146 257H142L141 255ZM175 252L177 253L178 256H179V252H180V256H182V257L176 256ZM190 252H194L193 253L194 255L193 254L191 255ZM158 254L161 255V256H159ZM183 254H184V256H183ZM46 255H44V252H43L42 258L44 256H46ZM55 255L56 256L59 255V257H56ZM37 256H38L39 259H37ZM158 256H159V259L157 258ZM203 256H201V257H203L205 259L201 258L202 261L200 260V258L198 256L199 260L198 259L197 260H198L199 263H201V262H203V263L205 262L206 263L207 262L206 259L207 258L209 259V257H205V255H203ZM208 256H210V255H208ZM218 256L221 259L218 260L217 259V258H219ZM160 257H162L161 261H160ZM189 257H190V259L188 261ZM137 258H138V260H141V261H138ZM147 258H149L151 260H146ZM44 259L48 260L49 258L47 259V257H44ZM176 259H177V261H173V260H176ZM76 261L74 262V264H76ZM170 261H173V262L171 263ZM194 261L197 263L196 260H194ZM77 263L79 264L80 262L78 261ZM209 263L210 262H207V264H209ZM70 264H72V263H70ZM212 264H214V262H212Z\"/></svg>", "mask_w": 264, "mask_h": 264}, {"label": "bare ground", "instance_id": "obj_2", "mask_svg": "<svg viewBox=\"0 0 264 264\" xmlns=\"http://www.w3.org/2000/svg\"><path fill=\"white\" fill-rule=\"evenodd\" d=\"M43 1V0H42ZM54 1V0H53ZM59 1V0H58ZM82 1V0H81ZM131 1V0H130ZM142 1V0H141ZM144 1V0H143ZM206 1H208V0H206ZM212 2H213V0H211ZM218 1V2H217ZM220 1L221 0H216V2H217V5L215 4V5H212L211 7H209V5H208V10H211V11H207V12H209V15H211V16H209L208 18H206V19H204V18H201V19H196V21H194L193 19H195V18H193L192 16H193V14H191V17H192V22H193V24L191 25L190 24V21L188 22V25L189 26H191L190 27V34L188 33V30H189V28H187L188 27V25H186V28H187V34H189V36L190 37H187V38H189V40H188V44H185L186 43V41H185V43H184V39L186 40V36H184L185 38L183 39V44L185 45V46H182L183 44L180 42V41H182V40H180V41H178L179 43H181L180 45H179V48H171L170 47V49H168V50H166L165 52L164 51H162L163 53H161L160 54V52H159V56H157V54H156V56H157V58H155L156 56L154 55V50H151V51H153L152 53H153V55H154V59H149V60H143V62H140V63H142L140 66H136L135 64H134V62H135V58L136 57H134V56H136V55H134L133 57H134V62H133V60H125V61H123V59L122 60H120V58H119V60H113V58L112 59H109V56H108V59L110 60V64H107L106 62L103 64L102 62L104 61H101L100 59H102L103 57H101L100 59H99V62H98V64H103V65H101L100 67H98V66H93V68H95V70L92 68V66H91V71H92V69H93V71H95V74L96 73H98V76L101 74V77L99 76V78H100V82H99V86H98V88L97 87H95L96 89H94L93 87H91V90H89L88 91V93H87V95L85 96V98L83 97L82 99H83V101H81V100H79L78 101V103H79V105L77 106V108H75V110L74 109H72V111H74L73 112V114H75V116H73V114H72V111H71V114H69L68 113V116L69 115H72L73 117V119H72V121H76V118L78 117V120H77V122H76V124H74L73 125V127L71 128V129H65L66 130V132L67 133H65V131L63 132L64 133V136H65V134H67V135H71V136H69L71 139H72V141H73V139L74 140H76L77 141V143H78V140L81 138V140H79V142L80 141H83V139H84V141L85 140H89L88 141V144L90 145V143L89 142H91V144H92V142H93V144L95 145L96 144V146H101V144H104V143H107L108 141V139H110L111 141H117V140H120V139H117L118 137H119V131H118V129L119 128H121L120 130H123L124 129V131L126 130L125 128H124V126H122L121 127V125L123 124L124 125V121H125V119H128L129 121H130V119L129 118H131V122L129 123V124H127V126L129 125V127H130V124L131 125H133L132 123L133 122H136L138 119H142L143 118V116L144 115H146L147 113L146 112H149L148 110H147V108H146V105H144V101H146L152 94H155L156 93V91H158V90H161L163 87H168V88H170L171 90H172V88H174L175 86H177V85H179V87H175V89L176 88H180V86L182 85V84H180V83H182L185 79V81H187V78H186V75H184V74H186V71H187V75L189 76L190 74H193V77H194V75L196 74V72H193V70L191 71L190 69L188 70L186 67H188V65H191L190 63H189V60H190V57L195 53V49L197 48V47H199L198 45H204L203 43L205 42V41H208L209 40V42L211 43V47H213L214 45H212L213 43L215 44L219 39H220V37L221 38H223L224 36H223V34L222 33H224V32H229V30L231 29L230 28V26H229V28H228V26H227V30L226 31H224L225 30V26L227 25V23L225 22V26H224V28H223V31H221V23L223 22L224 23V21H226L227 19H229V17H227V15H228V12H229V10H230V8H231V10H233L234 11V9H237V8H235L236 7V5L234 6V5H232V6H228V5H224L223 3H221L220 4ZM223 1V0H222ZM221 1V2H222ZM228 1L230 2V3H232V0H227L226 1V3H228ZM234 1V0H233ZM237 1V0H236ZM236 1H234V2H236ZM240 1V0H239ZM246 1V0H245ZM248 1H250V0H248ZM261 3V0L259 1V0H255V2L256 3ZM40 2H41V0H40ZM39 2V4H41ZM46 2V1H45ZM133 2H135V1H133ZM132 2V3H133ZM210 2V0L207 2L208 4H210L209 3ZM238 2V1H237ZM236 2V3H237ZM243 2V1H242ZM54 3V2H53ZM214 3H215V0H214ZM225 3V2H224ZM244 3V2H243ZM249 3H251V4H253V0H252V2L250 1ZM264 3V2H263ZM39 4H37L38 6H40ZM43 4V3H42ZM134 4V3H133ZM136 4V3H135ZM241 4V3H240ZM239 4V5H240ZM262 4V3H261ZM51 5V4H50ZM53 5V4H52ZM51 5V6H52ZM199 5V4H198ZM198 5H197V8H198ZM211 5V4H210ZM238 5V6H239ZM247 6L249 5L248 3L246 4ZM254 5V4H253ZM257 5V7H259V4H256ZM255 5V6H256ZM264 5V4H263ZM43 6H45V5H43ZM42 6V7H43ZM61 6V5H60ZM204 6V5H203ZM207 6V5H206ZM242 6V4L240 5V7ZM254 6V7H255ZM37 7V6H36ZM57 7V6H56ZM232 7H234V9L232 8ZM240 7H239V10H240ZM243 7V6H242ZM249 7V6H248ZM51 8V7H50ZM50 8H48V9H50ZM59 8V7H58ZM209 8H211V9H209ZM244 8V7H243ZM242 8V10H244ZM256 8V7H255ZM43 9H46V8H44L43 7ZM54 9H55V7H54ZM246 9V8H245ZM51 10V9H50ZM230 10V11H231ZM248 10H251V8H249ZM252 10H254V9H252ZM236 12H237V10H235ZM256 11V10H255ZM191 12V11H190ZM203 12V11H202ZM205 12V11H204ZM239 13H240V11H238ZM242 12V11H241ZM246 13H248L249 11H245ZM230 13V12H229ZM234 13V12H233ZM232 13V14H233ZM244 13V12H243ZM242 13V14H243ZM196 14V13H195ZM194 14V15H195ZM203 14V13H202ZM208 14V13H207ZM250 14H251V12H250ZM235 15H236V13H235ZM238 15V14H237ZM244 15V14H243ZM249 15V14H248ZM205 16V15H204ZM232 16V15H231ZM231 16H230V18H231ZM234 16V15H233ZM242 16V15H241ZM241 16H239V17H241ZM190 17V16H189ZM196 17V16H195ZM207 17V16H206ZM242 17H244V16H242ZM247 17H249V16H247ZM246 17V15H245V17L244 18H247ZM236 18V17H235ZM191 19V18H190ZM233 19V18H232ZM231 19V20H232ZM241 19V18H240ZM187 20H189V18L187 19ZM241 20H243V19H241ZM237 22L239 21V19L238 20H236ZM228 22H230V21H228ZM233 22H231V24H232ZM230 24V23H229ZM224 25V24H223ZM233 26V25H232ZM193 27V28H192ZM220 27V31H218V36H219V39L218 40H214L215 39V37H217L215 34L213 35V31L215 30V32H216V30L218 29ZM263 27V26H262ZM186 28H185V31H186ZM184 29V28H183ZM260 29V28H259ZM183 31V30H182ZM196 32V33H195ZM220 32H222V33H220ZM264 31H262V34H260V36L259 37H262L263 36V33ZM180 33H182L181 31H180ZM219 33L220 34H222L221 36L219 35ZM184 34L185 35H187L185 32H184ZM226 34V33H225ZM228 34V33H227ZM196 37H195V36ZM181 35H179V37H180ZM188 36V35H187ZM197 36L199 37L197 40H196V42L195 41H193V40H195V38H197ZM258 37V38H259ZM176 38H178V37H175L174 39H175V42H176ZM218 38V37H217ZM216 38V39H217ZM248 38V37H247ZM173 39V40H174ZM179 39H181V38H179ZM213 40L215 41V42H213ZM248 40V39H247ZM252 40V39H251ZM262 40V39H261ZM263 40H264V38H263ZM259 42H262V41H260V40H258ZM257 41V45L259 44V42ZM165 42V41H164ZM164 42H163V45H166V44H164ZM177 42V43H178ZM202 42V43H201ZM248 42V41H247ZM250 42V41H249ZM254 42V41H253ZM256 42V41H255ZM169 43V42H168ZM176 43V45H178ZM172 44H174V43H172ZM171 44V45H172ZM208 43L206 42V45H207ZM167 46V45H166ZM169 46V45H168ZM245 46V45H244ZM254 47H255V45H253ZM163 47V49H164V46H162ZM178 47V46H177ZM182 47V48H181ZM209 47V46H208ZM208 47H206V46H204V47H201V48H199V49H201V50H199L200 51V53H203L204 52V50H203V48L205 49V48H207V51L208 52H210L209 51V49H208ZM250 47V46H249ZM259 47V46H258ZM161 48V47H160ZM136 49V48H135ZM159 49V48H158ZM167 49V48H166ZM246 49V48H245ZM251 49V48H250ZM256 49V48H255ZM259 49V48H258ZM161 50V49H160ZM206 50V49H205ZM252 50L253 51H255L254 49H253V47H252ZM122 51V50H121ZM139 51H141V50H139ZM148 51V50H147ZM147 51H145V52H147ZM201 51H203V52H201ZM243 51V50H242ZM247 51H249V50H247ZM197 52V51H196ZM206 52V51H205ZM237 52V51H236ZM240 52V51H239ZM259 52V51H258ZM262 52V51H261ZM137 53H138V51H137ZM140 53V52H139ZM143 53V52H142ZM242 53V52H241ZM241 53H239V54H236V55H238V57L240 56V54ZM244 53V52H243ZM254 53V52H253ZM253 53H251V54H253ZM199 54V53H198ZM206 54H207V52H206ZM250 54V55H251ZM258 54V57H259V53H257ZM262 54H263V52H262ZM142 55V54H141ZM149 55V54H148ZM196 55V54H195ZM202 55H204V53L202 54ZM207 55H209V54H207ZM207 55H204V57L203 58H207ZM232 55V54H231ZM235 55V56H236ZM246 55V54H245ZM138 56V55H137ZM140 56V55H139ZM198 56V55H197ZM234 56V57H235ZM264 56V55H263ZM132 57V56H131ZM193 57V56H192ZM232 57V56H231ZM237 57V56H236ZM242 57H243V55H242ZM248 57V56H247ZM261 55H260V60H261ZM152 58V57H151ZM196 58V57H195ZM199 58V57H198ZM198 58H197V61H198ZM203 58H202V60H203ZM205 58V59H206ZM230 58V57H229ZM246 58V57H245ZM137 59H139V58H137ZM137 59H136V61H137ZM146 59H148V58H146ZM232 59V58H231ZM236 59H238V58H236ZM236 59L234 60L235 62H236ZM251 59V58H250ZM83 59H81V61H82ZM111 60H113V61H111ZM207 60V59H206ZM233 60V59H232ZM238 60H242L241 58H239ZM248 60V59H247ZM255 60H257V58L255 59ZM84 61V60H83ZM98 61V60H97ZM96 61V62H97ZM101 61V62H100ZM105 61H106V59H105ZM108 61V60H107ZM127 61H131V63H133V64H129ZM192 61V60H191ZM196 61V62H197ZM230 61V60H229ZM246 61V60H245ZM254 61V60H253ZM259 61V60H258ZM264 61V57H263V60H261L260 62H263ZM189 63V64H188ZM198 63H199V61H198ZM198 63L196 64V66H200L201 65V63H202V61H201V63H199L200 65H198ZM236 63H238V62H236ZM255 63H256V66H257V62L255 61ZM81 64H83L82 62H81ZM107 64V65H106ZM243 65H244V62L242 63ZM241 64V65H242ZM261 64V63H260ZM86 65V64H85ZM139 65V64H138ZM193 65V64H192ZM194 65H195V61H194ZM77 66H80V65H77ZM87 66H88V68L90 67L88 64H87ZM202 66V65H201ZM263 66V65H262ZM262 66H261V68H262ZM82 67V66H81ZM103 68V70H102V68ZM138 67H139V69H138ZM192 67V66H191ZM190 66H189V68H191ZM243 67V66H242ZM264 67V66H263ZM87 68V67H86ZM96 68H98V69H96ZM186 68V69H185ZM192 68H194V67H192ZM191 68V69H192ZM245 68H246V66H245ZM75 68H72V70H74ZM76 69H78V68H76ZM75 69V70H76ZM259 69V68H258ZM67 70V69H66ZM69 70H71V69H69ZM89 70V69H88ZM97 70V71H96ZM100 70V72H98ZM140 70V71H139ZM184 70H186L185 72H183ZM196 71H197V69H195ZM252 70V69H251ZM38 71V70H37ZM41 71V70H40ZM44 71V70H43ZM43 71H41V72H43ZM91 71H88V72H90L91 73ZM92 71V72H93ZM189 71V72H188ZM190 71L191 72H193V73H190ZM228 71H229V69H228ZM241 71V70H240ZM255 71V70H254ZM257 71V70H256ZM263 71V70H262ZM45 72V71H44ZM71 72V71H70ZM75 72H77V70L75 71ZM82 73L83 72H85V71H81ZM87 72V73H88ZM102 72V73H101ZM139 72H143L144 74H145V76L144 75H141ZM220 72V71H219ZM261 72V71H260ZM40 73V72H39ZM38 73V74H39ZM62 73V72H61ZM60 73V75H63L64 73H62L61 74ZM69 73V72H68ZM79 73H80V70H79ZM142 73V74H143ZM190 73V74H189ZM234 73V72H233ZM235 73H236V71H235ZM239 73V72H238ZM255 73V72H254ZM34 74V73H33ZM76 74V73H75ZM77 74H78V72H77ZM226 74V73H225ZM229 74V73H228ZM227 74V75H228ZM30 75V74H29ZM39 75H41V73L39 74ZM43 75V74H42ZM41 75V76H42ZM66 75H67V73H66ZM71 75V73H69V76ZM74 75V74H73ZM79 75V74H78ZM78 75H75V76H70V78L68 77V79H70V80H68V79H66L67 78V76H65L64 78V80L65 81H68V82H66V86L68 87V85L70 84L71 85V83H72V81H74L75 79H76V82H77V79H78ZM82 75H84V73L82 74ZM92 75H94V73H91V76L90 77H93ZM138 75H141L142 76V78H140ZM226 75V76H227ZM254 75V74H253ZM257 75V74H256ZM0 76H3V75H0ZM44 76V75H43ZM57 76H58V78L59 77H61V76H59L58 74H57ZM79 76H81V75H79ZM191 76V75H190ZM189 76V77H190ZM236 76V75H235ZM234 75H232L231 76V80L233 81V79H234V77H235ZM244 76V75H243ZM245 76H246V74H245ZM35 77V76H34ZM39 77V76H38ZM63 77V76H62ZM61 77V78H62ZM84 78H86V77H89V76H87L86 74H85V76H83ZM82 77V79H83V81L84 80H86V79H84ZM95 77V76H94ZM216 77V76H215ZM218 77H221L220 75L218 76ZM228 77H230V75L228 76ZM239 77V76H238ZM264 77V76H263ZM262 77V79H264ZM5 78V77H4ZM32 78L33 77H28L27 79H23V80H27V82H29L28 81V79H30V80H32ZM79 78H81V77H79ZM223 78V77H222ZM225 78V77H224ZM242 78V77H241ZM246 78V77H245ZM7 79V78H6ZM48 79H50L51 80V78H48ZM55 79H57V77L55 78V77H53V80H54V82H53V80L52 81H50V80H47L46 79V81L47 82H53V84L55 83ZM82 79H81V81H82ZM87 79H90V78H87ZM189 79H191V78H189ZM218 79V78H217ZM229 79V78H228ZM228 79H225V80H228ZM261 78H260V81H259V84H260V82H261V80H262ZM15 80L16 79H14V81H13V83L15 82ZM58 80V79H57ZM212 80V79H211ZM219 80V79H218ZM2 81H4V80H2ZM1 81V79H0V83L2 82ZM12 81V80H11ZM21 81V80H20ZM45 81V80H44ZM45 81V82H46ZM60 81V80H59ZM62 81H63V79H62ZM61 81V82H62ZM65 81H63V82H65ZM80 81V80H79ZM78 81V82H79ZM82 81V82H83ZM216 81V80H215ZM214 81V82H215ZM231 81V82H232ZM239 81V78H237L236 79V82H238ZM250 81H252V80H249V82ZM8 82V81H7ZM17 82H19V81H16V83ZM22 82H24V81H22ZM22 82H20V83H17V87L22 83ZM33 82V81H32ZM46 82V83H47ZM58 82V81H57ZM56 82V83H57ZM82 82H81V84H82ZM89 83L90 82V80H86V83ZM243 82H245L244 80H243ZM247 82H248V80H247ZM256 82H258V80L256 81ZM12 83V82H11ZM30 83V82H29ZM29 83H27V84H22V85H28ZM34 83V82H33ZM40 83H41V81L37 84H35V86L33 85V84H31V85H29V89L28 90H30V86H31V92H29L30 94L32 93V95H30V97H29V93H27V95H28V97H27V95H26V98H25V96L24 95H22V93L20 94V93H18L19 91L20 92H22V91H25V90H22V88H23V86H22V88H21V86H19L20 88H15L16 90H15V92L14 91H12L11 93H9L10 92V89H8V88H13V86H10V87H8V85H7V88L5 87V84L6 83H4L3 84V88L5 87V89H7V95L5 94L4 95V93H3V95L4 96H8V93L9 94H11V96L12 95H14V93H15V97L16 96H18V97H20V96H22L23 98H20V100H18V101H15V99H14V97H13V99H14V101H13V104H15V106H16V108H18L19 110H24L25 111V109L26 108H31L32 107V110H30L32 113H34L33 115H35L36 117H37V119H40L41 121H43V120H45L46 121V119H44V118H47V121H48V116L46 117V113H47V110H45L46 109V107H47V109L49 108H52L50 105H54V104H57V99H59L60 97H56L55 99L57 100H55V99H53V100H55V101H53V100H51V98H49L48 96L50 95H48L47 96V94L46 93H48L49 91H47L48 89H45V85L42 83L41 85H40ZM55 83V84H56ZM84 83V82H83ZM85 83V84H86ZM186 83V82H185ZM225 83V86H226V84H228L227 83V81H225L224 82ZM224 83H222L223 85H224ZM264 83V82H263ZM2 84V83H1ZM19 84V85H18ZM50 84V83H49ZM49 84H46V85H48L49 86ZM59 84V82L57 83V85ZM74 85H73V87H74V89L76 88L75 87V83H73ZM80 84V82H79V84L78 85H81ZM85 84H82V86L83 85H85ZM184 84V83H183ZM219 84V83H218ZM217 84V85H218ZM235 84V83H234ZM233 84V85H234ZM240 84H242V87H243V85H244V83H240ZM239 84V85H240ZM247 85L249 84V83H246ZM245 84V85H246ZM32 85H33V87H32ZM60 86H61V84H59ZM63 85H65V83L63 84ZM76 85H77V83H76ZM213 85H214V83H213ZM220 85V84H219ZM255 85V84H254ZM16 86V85H15ZM60 86H55V88H57V87H60ZM228 86V85H227ZM232 86V85H231ZM258 86H262V84H260V85H258ZM257 86V87H258ZM28 87V86H27ZM27 87H25L24 89H26ZM47 87V86H46ZM50 87H53L54 88V86L52 85H50ZM50 87H48L49 89H50ZM81 87V86H80ZM235 88H236V85L234 86ZM250 87H253L252 86V84L250 85ZM257 87H255V88H257ZM53 88H51V90L53 89ZM66 88V87H65ZM78 88V87H77ZM82 88V87H81ZM167 88V89H168ZM232 88H233V86H232ZM264 88V87H263ZM1 89V88H0ZM14 89V88H13ZM18 89H19V91H18ZM22 91H21V90ZM67 89V88H66ZM69 89V88H68ZM241 89V88H240ZM243 90H244V88H242ZM259 89L260 88H258V90L257 91H259ZM2 90V89H1ZM9 90V91H8ZM33 90V91H32ZM43 90H46V95H44L43 93L45 92H43ZM55 90V89H54ZM56 90H58V89H56ZM55 90V91H56ZM76 90V89H75ZM75 90H73V91H75ZM78 90V89H77ZM163 90H164V88H163ZM170 90V91H171ZM174 90V89H173ZM172 90V91H173ZM238 90V89H237ZM262 90V89H261ZM53 91V90H52ZM61 91H65V89L63 88V90H59V92H61ZM71 91V90H70ZM79 91V90H78ZM167 91H169V89L167 90ZM234 91H235V89H234ZM248 91H250L249 93H251V89H248L246 92H247V94H246V92H245V94L247 95V96H250V95H248ZM254 91V90H253ZM256 91V90H255ZM256 91V92H257ZM17 92V93H16ZM25 92H27V90L25 91ZM24 92V93H25ZM33 92H35L36 94H38V96H40L41 94H42V96H44V97H38V96H36L35 95V93H34V95L35 96H33ZM57 92V91H56ZM55 92V93H56ZM76 92V91H75ZM236 92V91H235ZM243 92V93H244ZM40 93V94H39ZM49 93H51V92H49ZM54 93V91H53V93H52V95H54L55 94ZM58 93V92H57ZM56 93V94H57ZM71 93V92H70ZM159 93V92H158ZM158 93H156L157 95H158ZM262 93V91H260V94ZM1 95H2V93H0ZM17 94V95H16ZM19 94V95H18ZM26 94V93H25ZM63 94V93H62ZM62 94H61V96H62ZM67 94H68V92H67ZM71 94H73V92L71 93ZM155 94V95H156ZM161 94H163L162 93V91H161ZM165 94V93H164ZM168 94V93H167ZM239 94V93H238ZM256 94V93H255ZM255 94H254V97H256L257 98V96H258V100L257 101H260L259 99L260 98H263V96H264V94H262L261 96L260 95H256L255 96ZM0 95V96H1ZM4 96H3V99H4ZM10 95L8 96L9 97V99L10 98H12ZM31 96L34 98V99H36V97L37 98H39L37 101L38 102H35L36 100H32V101H34L35 102V104H37V106H31V105H34V103L33 102H31L30 101V98H31ZM56 96V95H55ZM54 96V97H55ZM59 96V95H58ZM73 96H75V94H73ZM161 96V95H160ZM238 96V95H237ZM242 96V95H241ZM241 96H239V97H237V98H240ZM5 97V98H6ZM17 97V98H18ZM46 97V98H45ZM47 97L49 98V99H47ZM65 97V96H64ZM68 97V96H67ZM66 97V98H67ZM70 97V96H69ZM77 97V96H76ZM154 97V101L155 102H157L158 100H160V98H159V96H158V98L157 97H155V96H152V98ZM162 97H163V95L161 96V99H162ZM206 97V96H205ZM208 97V96H207ZM231 97V96H230ZM235 97H236V94H235ZM252 97V96H251ZM28 98V101H30V107H24L26 104H27V99ZM42 98H45L46 100V102H47V104H49V105H47L46 103H44L43 102V100H41ZM65 98V99H66ZM73 97H70V100L72 99ZM78 98H79V96H78ZM246 98V97H245ZM0 99H2V97L0 98ZM2 99V100H3ZM13 99H10L9 101H11V100H13ZM76 99V98H75ZM232 99H234V97L232 98ZM243 99H244V97L242 96V99L241 100H239L240 101V103H241V101H243ZM251 99V98H250ZM60 101L61 100H64V99H59ZM152 100V99H151ZM235 100V99H234ZM252 100V102L254 101L253 100V98L251 99ZM251 100H249V101H251ZM256 100V99H255ZM60 101H58V102H60ZM66 101V100H65ZM148 101H149V99H148ZM161 101V100H160ZM243 102L244 103V105H243V107L246 105V104H248L247 105V107H245V108H248V109H245L244 110V112L246 113H248V117L251 115V112L252 111H250V110H252V108H253V106H252V102H251V104H249L250 102ZM261 101H262V99H261ZM261 101H260V105L262 104L261 103ZM64 102V101H63ZM62 102V103H63ZM66 102H68V98H67V101ZM66 102H64V104L66 103ZM70 102V101H69ZM144 102V103H143ZM150 102V101H149ZM153 102V101H152ZM255 102V101H254ZM254 102H253V105H254ZM71 103V102H70ZM143 103V104H142ZM151 103V102H150ZM239 103V102H238ZM246 103V104H245ZM2 104V103H1ZM13 104H12V106H13ZM45 105V109H44V111H45V113L43 112V113H40V112H42V110L40 111L39 109L40 108H38V107H40V105L42 106V105ZM59 104V103H58ZM61 104V103H60ZM58 105L59 107L60 106H62V105H64V104H62V105ZM67 104V103H66ZM65 104V106L67 107V106H69V105H66ZM69 104V103H68ZM145 104H147V101H146V103ZM149 104V103H148ZM236 104V103H235ZM242 104V103H241ZM263 104H264V100H263ZM43 105V106H44ZM139 105H141V106H139ZM142 105H144V107L142 106ZM251 105V106H250ZM255 105H257V104H255ZM3 106L4 105H2V109H3V111H4V108H3ZM11 106V105H10ZM14 106V107H15ZM27 106H28V104H27ZM57 105H56V109H57V107H58ZM149 106V105H148ZM151 106H152V104H151ZM151 106H150V108H151ZM187 106V105H186ZM236 106H238V105H236ZM264 106V105H263ZM6 107V106H5ZM14 107H13V109H14ZM54 107V106H53ZM141 107H143V108H140ZM183 107V106H182ZM181 107V108H182ZM260 106H258V108H259ZM23 108H25V109H23ZM44 108V107H43ZM55 108V107H54ZM62 109H63V107H61ZM60 108V109H61ZM146 108V109H145ZM149 108V109H150ZM188 108L189 109H186V111H188V110H190L192 107H189L188 106ZM194 108H196V107H194ZM206 108V105H205V107H203L202 109H205ZM11 110H12V108H10ZM48 109V110H49ZM60 109H58V110H60ZM66 109V108H65ZM200 109H201V106H200ZM200 109H199V107L197 108V110L196 109H194L193 111L192 110H190L192 113H194L195 112V110L196 111H200ZM202 109H201V111H202ZM244 109V108H243ZM257 109V108H256ZM260 110H262L261 108H259ZM18 110V111H19ZM145 110H146V112H145ZM239 110H242V108H240ZM246 110H249V112L248 111H246ZM258 110V109H257ZM2 111V110H1ZM8 111V110H7ZM56 111V110H55ZM54 111V114L56 113ZM177 112V111H179V112H177L178 113V115L180 114L181 115V110L180 109H178L177 108V110H175L174 109V112ZM9 112V111H8ZM17 111H15L13 114H15ZM21 111H19V113H20ZM27 112V111H26ZM65 112V111H64ZM176 112H175V116H176ZM182 112H184V110L182 111ZM235 112H237L235 115H236V117L238 118V117H240L241 116V114H242V112L240 113V111H236V109H235ZM254 113L256 112V114L258 113L257 111H253ZM260 112V111H259ZM262 112V111H261ZM18 113V114H19ZM49 113H51V111L49 110ZM63 113V112H62ZM238 113H240L239 115H238ZM246 113V114H247ZM249 113H250V115H249ZM252 114V116L253 115H255V114ZM21 114V113H20ZM19 114V115H20ZM27 114V113H26ZM30 114V113H29ZM52 114L53 113H51V115H50V117H52ZM144 114V115H143ZM174 114V113H173ZM204 114V115H203ZM202 115V117H204L205 116V113H203ZM207 114V113H206ZM18 115V116H19ZM24 115V114H23ZM31 116H32V114H30ZM30 115L26 118L27 119V123H28V119H29V117H30ZM143 115V116H142ZM188 115H189V112H188ZM190 115H191V113H190ZM243 115V114H242ZM25 116V115H24ZM169 116V115H168ZM174 116V115H173ZM182 116L183 115H181V118H182ZM186 115H185V113H184V117H185ZM245 116V114L243 115V116H241L242 117V119H243V117ZM256 116V115H255ZM260 116V115H259ZM262 116H264V113L262 114ZM16 117H17V115H16ZM26 117V116H25ZM35 117V118H36ZM74 117H76L75 119H74ZM170 117V116H169ZM188 117V116H187ZM187 117H185V118H187ZM211 117V116H210ZM214 117V116H213ZM246 117H247V115H246ZM32 119L34 118V116L33 117H31ZM66 118V117H65ZM15 119H17V118H15ZM19 119V118H18ZM22 119V118H21ZM21 119H19L20 121H18V122H21V123H23V121H21ZM24 119V118H23ZM36 119V120H37ZM67 119H69V121H70V116H69V118H67ZM89 119H91V122L94 124V121H95V125L93 126V124L92 123H90L89 122ZM93 119V120H92ZM175 119V118H174ZM240 119V118H239ZM246 118H244V120H245ZM249 119V118H248ZM30 120V119H29ZM35 120V119H34ZM58 120V119H57ZM127 120V121H128ZM214 120H215V118H214ZM256 120V119H255ZM254 119L252 120H249V121H252V123L254 122V123H256V121H255ZM38 121V120H37ZM36 121V122H37ZM45 121H44V123H41L42 125H44L45 124ZM59 121V120H58ZM68 121V120H67ZM68 121V122H69ZM74 121V122H75ZM139 121V120H138ZM185 121V120H184ZM15 122V121H14ZM25 122V121H24ZM32 122V121H31ZM40 122V121H39ZM90 123L89 124V128L90 127H93V128H91V130L89 129H83V125H85V123ZM126 122V121H125ZM187 122H188V120H187ZM245 122V121H244ZM38 123V122H37ZM36 123V124H37ZM47 123V122H46ZM63 123V122H62ZM72 123V122H71ZM127 123V122H126ZM126 123H125V125H126ZM33 124V123H32ZM56 124V123H55ZM73 124V123H72ZM71 124V125H72ZM91 124H92V126H91ZM135 124V123H134ZM137 124V123H136ZM165 124V123H164ZM176 124V123H175ZM202 124V123H201ZM35 125V124H34ZM68 125V126H67ZM69 125H70V123H66V127L65 128H67V127H69ZM166 126L167 125H169V123H166L165 124ZM177 125V124H176ZM244 125V126H243ZM242 126L244 127V128H246L245 127V124H243ZM255 125V124H254ZM61 126H64V125H61ZM136 126V125H135ZM161 126H163V124L161 125L160 124V127ZM170 126V125H169ZM168 126V127H169ZM172 127L174 126V125H171ZM179 126V125H178ZM198 126V127H197ZM242 126H240V127H242ZM252 126V125H251ZM264 126V125H263ZM262 126V127H263ZM36 127V126H35ZM38 127V126H37ZM40 127V126H39ZM42 127V126H41ZM41 127L39 128V130H41ZM85 127H86V125H85ZM126 127V126H125ZM176 127V126H175ZM182 128L183 127H185V126H181ZM181 127H179V128H181ZM187 127V126H186ZM206 127V126H205ZM123 128V129H122ZM127 128V127H126ZM171 128V127H170ZM169 128V129H170ZM181 128V129H182ZM190 127H188V129H189ZM196 128H199V125H198V123H197V125L194 127V131H195V129ZM203 128V127H202ZM201 128V129H202ZM60 128L58 127V129L57 130H59ZM63 129H64V127H63ZM131 129V128H130ZM133 129V128H132ZM157 129H159L160 130V128H157ZM156 129V130H157ZM163 129H165L164 128V126H163ZM162 129V130H163ZM206 129H208V127H206ZM205 129V132L207 131ZM246 129H248V128H246ZM257 129V128H256ZM127 130H129V129H127ZM153 130V129H152ZM159 130H158V132L157 131H155L156 133L155 134H157L158 135V133H159ZM166 130L167 129H165V130H163V132L165 133L166 132ZM173 130V128L171 129V131ZM184 130H186L185 128H184ZM191 130V129H190ZM204 130V129H203ZM202 130V131H203ZM240 130V129H239ZM253 130V129H252ZM257 130H259V129H257ZM261 130V129H260ZM260 130H259V132L257 131L254 135H257L258 137L256 138V139H258L260 136H261V138L263 139L264 137V131H263V135L261 134V132H260ZM43 131V130H42ZM85 131L86 132H90V136H89V138H88V136L86 137L85 136ZM116 132L115 133V135L117 134L118 135V137H116V136H114V137H112V135H114L113 134V132ZM170 131V130H169ZM169 131H167L166 133H167V136H169L168 135V133H169ZM183 130H181V132H182ZM188 131V130H187ZM208 131H209V129H208ZM207 131V132H208ZM240 131H242V132H240ZM239 132L240 133H245L246 131H248V130H244L245 132H243V130L241 129ZM251 131V129L249 130V132ZM256 131V130H255ZM255 131H251L252 133H248V135L249 136H247L246 135V137L245 138H251L252 137V134H253V132H255ZM54 132V131H53ZM82 132H84V136L82 135ZM121 132H123V131H121ZM153 132H154V130H153ZM152 132V133H153ZM162 132V131H161ZM160 132V133H161ZM162 132V133H163ZM183 132H185V131H183ZM182 132V133H183ZM190 132V131H189ZM198 132V131H197ZM55 133V132H54ZM53 133V134H54ZM62 133V134H63ZM91 133H92V135H91ZM152 133H151V135H149V140H148V144L147 143H143L142 142V146L145 148H143V152H144V150H145V152L146 153H151L152 154V152L151 151H155L154 152V154L156 153V159L158 158L157 156H159L158 154H161V151L160 150H163V152H164V150L166 149V148H168L169 149V147L171 146V144L172 143H170V142H175V141H173V140H171L170 142H168V140L170 139V137H168L169 139H167V141L164 139V137L166 138L167 136H164V135H166V133L165 134H163V139H161V140H163V141H160V138H162V137H159V140L158 139H156V137L158 138V136H152ZM178 133H180V132H178ZM181 133V134H182ZM186 133V132H185ZM184 133V134H185ZM193 133V132H192ZM195 133V132H194ZM194 133H193V135H194ZM204 133V132H203ZM56 134H58V132L56 133ZM62 134L60 133V134H58V135H61L62 136ZM88 134V133H87ZM86 134V135H87ZM125 134H126V132H125ZM154 134V133H153ZM170 134V133H169ZM180 134V135H181ZM205 134V133H204ZM209 134H211V132L209 131ZM239 134V133H238ZM261 134V135H260ZM72 135H74L75 136V138H74V136H72ZM80 135H82L83 136V138H82V136H80ZM120 135L122 136L123 134L122 133H120ZM159 135H161V134H159ZM179 135V136H180ZM188 135L189 134H186V138L188 137ZM206 135V134H205ZM204 135V136H205ZM242 135V134H241ZM253 135V136H254ZM63 136V137H64ZM94 138H93V137ZM110 136V137H109ZM147 136V135H146ZM172 136L174 137L175 136V134H172ZM183 136V135H182ZM197 136V135H196ZM199 136V135H198ZM239 136H240V134H239ZM243 136V135H242ZM251 136V137H250ZM57 137V136H56ZM58 137H60V136H58ZM57 137V138H58ZM68 136H67V138H69ZM92 137V140H90V138ZM151 137H152V139H151ZM181 137V136H180ZM200 137V136H199ZM65 138H66V136H65ZM66 138V139H67ZM106 138H108V139H106ZM111 138H116L117 140H115V139H111ZM123 138V137H122ZM175 138V137H174ZM182 138V137H181ZM190 138H192V137H190ZM201 138V137H200ZM244 138V139H245ZM261 138H259L261 141H262V139ZM60 139H64V138H60ZM78 139V140H77ZM94 139V140H93ZM97 139V140H96ZM150 139H151V142H150ZM176 139V138H175ZM178 139V138H177ZM183 139V138H182ZM193 139H195V138H193ZM193 139H192V141H193ZM220 139V138H219ZM256 139H255V141H256ZM258 139V141H260ZM68 140V139H67ZM66 140V141H67ZM99 140V142L101 143V141H102V143L99 145L98 144V141ZM106 142H105V141ZM153 140V141H152ZM179 140V139H178ZM181 140V139H180ZM179 140V141H180ZM185 140H187V139H185ZM200 140V139H199ZM222 140V139H221ZM250 140V139H249ZM252 140V139H251ZM69 141H71V140H69ZM75 141V142H76ZM84 141H83V143H84ZM87 141H86V143H87ZM96 141V142H95ZM103 141H104V143H103ZM144 141V140H143ZM147 141V140H146ZM145 141V142H146ZM178 141V142H179ZM183 141V140H182ZM188 141L190 142V140L188 139ZM187 141V142H188ZM195 141V140H194ZM198 141V140H197ZM217 141V140H216ZM237 141V140H236ZM239 141V140H238ZM244 141V140H243ZM254 141V140H253ZM260 141V142H261ZM74 142V141H73ZM95 142V143H94ZM184 142V141H183ZM182 142V143H183ZM188 142V143H189ZM201 142V141H200ZM207 141H205V143H206ZM221 142H223V141H219L218 140V142L217 143H221ZM230 142V141H229ZM229 142H228V144H226L225 145V148H224V146L222 147V148H224V150H221L222 152L224 151L225 152V149L227 148L228 149V153H229V146L228 147H226L227 145H231V143L229 144ZM232 142V141H231ZM240 142H242V140H240ZM250 142V141H249ZM252 142V141H251ZM259 142V143H260ZM72 143V142H71ZM86 143H84V144H86ZM109 143V142H108ZM107 143V145L109 146V144ZM111 143V142H110ZM114 143V142H113ZM204 143V144H205ZM226 143V142H225ZM236 143V142H235ZM232 144V145H236V144ZM257 143V142H256ZM262 143V142H261ZM73 144V143H72ZM79 144H81V143H78V145ZM92 144V145H93ZM112 144V143H111ZM110 144V145H111ZM179 143H177L176 145L175 144H172V146L170 147V148H174L173 149V152H175L176 154H177V152L176 151H174V150H177V151H179V153L182 151V152H184L183 150H185V152L184 153H186V151H187V149H189V152H187V154L188 155H184L185 157H184V159L187 157V156H189L188 158L189 159H191L192 160V158H194V159H196L197 161H199V166H202L201 164H203V165H205L206 163H207V161H206V163H205V158L206 159H208L209 161V164L210 163H213V162H211V158H207V157H205L206 155H207V151H209V150H206L207 148L209 149L210 147H207V148H203V149H205L206 150V153H205V156H203V154H202V151H200V149H198L197 148V146L195 145V143L193 144L192 142H191V144H193V147H192V145L190 146V148H188V146H187V144L185 145V144H179ZM198 144H202V142L201 143H198ZM210 143H208V146H210L209 145ZM222 144V143H221ZM223 144H224V142H223ZM222 144V145H223ZM252 144H254V143H252ZM82 146H83V148L82 149H84V148H86L85 149V151L87 150V148L89 147V145H88V147H84L85 145H83V144H81ZM87 145V144H86ZM139 145V144H138ZM145 145V146H144ZM146 145H150V147L149 146H147V148H146ZM170 145V146H169ZM214 145H215V143H214ZM213 145V146H214ZM218 145V144H217ZM103 146H106V145H103ZM182 146V147H181ZM187 146V147H186ZM202 146V145H201ZM204 147H205V145H203ZM212 146V145H211ZM212 146V147H213ZM75 147L76 148H78V146H76L75 145ZM92 146H90L88 149L90 150V148H91ZM110 148H111V146H109ZM140 147V146H139ZM149 147V148H148ZM153 149H152V148ZM193 148V150H194V148H197L194 152H193V150H192V148ZM76 148H75V150H76ZM80 148H81V146H80ZM103 148H105V147H103ZM102 148V149H103ZM151 148V149H150ZM165 148V149H164ZM218 148V147H217ZM232 148H235V146L233 147V146H231V150H232ZM74 149V148H73ZM79 149V148H78ZM78 149L76 150V151H74V152H76V154L77 153H79L78 155H82V156H86V159H89V156L88 155H91L89 152H87V155H86V153H80V150L78 151ZM92 149V148H91ZM102 149H99L100 151L102 150ZM109 149V148H108ZM146 149H148V151H146ZM155 149H157V151L155 150ZM167 149V150H168ZM202 149V150H203ZM216 149V148H215ZM226 149V150H227ZM236 149H238V148H236ZM239 149H240V147H239ZM88 150V151H89ZM104 150V149H103ZM138 150H139V152L141 151V148H138ZM138 150L136 149L133 153H135L136 155H138ZM149 150H151V151H149ZM181 150V151H180ZM204 150V151H205ZM211 150V149H210ZM217 150V149H216ZM220 150V149H219ZM85 151H83V152H85ZM94 151V150H93ZM108 151V150H107ZM159 151V152H158ZM169 151V152H168ZM167 152L168 153H173V152H170L171 151V149H169ZM193 153H192V152ZM204 151H203V153H204ZM212 151L213 150H211V153H210V151H209V153L208 154H211V155H215V151L212 153ZM238 150H236V152H237ZM81 152H82V150H81ZM103 152V151H102ZM141 153V154H144V153ZM158 152V153H157ZM196 152V153H195ZM199 152H201V154H202V157H205L203 160H204V162H203V160H201V155H200V153ZM220 151H218V153H219ZM231 152V151H230ZM241 152V151H240ZM132 153V152H131ZM132 153V154H133ZM167 153V154H168ZM178 153V155H180ZM217 153V154H218ZM227 153V151L225 152V157L226 156H229L230 155V153L229 154H226ZM19 154H20V152H19ZM26 154V153H25ZM29 154L31 155L32 153H30L29 152ZM29 154L27 155L26 154V156H29ZM100 154V153H99ZM135 154H133L132 155V159L133 160H135L134 159V157H135ZM147 154L148 155V157L146 156V154H145V156L147 157V159H149L148 160V162L149 161H151V159H152V157L151 156H153L154 154ZM167 154L165 153V156H167ZM183 154V153H182ZM192 154H193V157H192ZM224 154V153H223ZM222 154V155H223ZM129 155H131V154H129ZM151 155V156H150ZM162 155H163V153H162ZM162 155H160L159 156V158H161V157H164V156H162ZM177 155V156H178ZM191 155V156H190ZM213 155V157H215L216 159H214L213 161H215V160H217V157L220 155V153L218 154V155H216V156H214ZM17 157H19V155H16ZM20 156H22L21 154H20ZM81 156V158H83ZM88 156V157H87ZM97 156V155H96ZM103 156V155H102ZM171 156V155H170ZM173 156V155H172ZM174 156H176V155H174ZM177 156H176V158L174 157V159H173V161L172 162H174V160H175V162L177 161V160H179V161H181L182 159H180V158H182L183 157V155H180V158H177ZM182 156V157H181ZM261 155H259V157H260ZM31 157L33 158V156L31 155ZM91 157V156H90ZM129 157H131V156H129ZM150 157V158H149ZM154 157V156H153ZM192 157V158H191ZM213 157H212V159H213ZM220 157V156H219ZM219 157H218V159H219ZM221 157H223V156H221ZM22 158H25V162H29V161H31L32 159L30 158V157H28L29 159L27 160L26 159V157H22ZM22 158H18L17 160H15L16 159V157L15 158H13V159H11V163L14 161V164H17L16 162H19V160H21ZM36 158H37V160H39L40 161V157H38L37 155H36ZM35 158V159H36ZM39 158V159H38ZM80 158V157H79ZM93 158H94V155H93ZM100 158V157H99ZM126 158V157H125ZM169 158V157H168ZM173 158V157H172ZM224 158V157H223ZM2 159V157L0 156V160ZM6 159H9L7 156H6ZM10 159H9V161H10ZM34 159V158H33ZM84 159H85V157H84ZM84 159H82V160H84ZM85 159V160H86ZM101 159V158H100ZM99 159V160H100ZM126 159H128V157L126 158ZM144 159H146V158H144ZM143 159V160H144ZM147 159H146V162H147ZM153 159H155V158H153ZM164 160H162V164H165L166 162H164L166 159H165V157L163 158ZM169 159H171V157L169 158ZM194 159L192 160L193 162H194ZM226 159H227V157H226ZM225 159V160H226ZM229 159V158H228ZM258 159V158H257ZM256 159V160H257ZM263 159H264V156H263ZM13 160V161H12ZM24 160V159H23ZM27 160V161H26ZM90 160V159H89ZM125 159H123V162L124 163H126V165H131V161H130V159H128V160H125ZM132 160V162H133V164L134 163H136L135 164V166L137 167V165L138 164H141L142 162H143V160L140 162V163H137V162H134ZM168 160V159H167ZM166 160V161H167ZM187 160L188 159H185V162H186V164H184V163H182L183 165L182 166H184V165H186L187 166V168H189L188 170H189V173H190V169H191V171H193L194 173H197L196 171H194L195 169L194 168H192L191 166H193L194 164H191V160H189V162L187 163ZM224 160V159H223ZM6 161H8V160H6ZM22 161V160H21ZM21 161L19 162V164H21ZM42 161V160H41ZM38 162L39 163V165H40V163H42V162ZM44 161V160H43ZM145 161V160H144ZM155 161V163H157L158 161L157 160H154ZM153 161V162H154ZM184 161V160H183ZM197 161H195L194 163H195V165H194V167L196 166V162ZM201 161V162H200ZM227 161V160H226ZM258 161V160H257ZM261 161V160H260ZM259 161V162H260ZM25 162H22L23 164H21L22 166L23 165H27V169H29V170H33V169H30L29 168V166H31L30 164H27V163H25ZM33 162V160L31 161V163ZM153 162L151 161V162H149L150 163V165L148 164V163H145V164H147V166H152L153 165ZM159 162H161V159L159 160ZM164 162V163H163ZM174 162V163H175ZM192 162V163H193ZM203 162V163H202ZM225 162V161H224ZM264 161H262V167L264 168V163H263ZM8 163V162H7ZM8 164L7 166L9 167V169H8V167L5 165V167H4V165H3V161H1V164H0V166L1 165H3V167L5 168V169H2V170H5V171H3V172H5L6 173V175H8L7 174V172H8V170H10L11 168H12V166L10 167L9 165H14L13 163L12 164ZM30 163V162H29ZM35 164V166H31L32 168H35L38 164H36L37 163V161L36 162H34ZM45 163V162H44ZM127 163H129V164H127ZM144 163V162H143ZM152 163V164H151ZM170 163V162H169ZM169 163H166L164 166H166L167 167V164H168V166H171L172 165V163H170L171 165H169ZM177 163V162H176ZM179 163V162H178ZM178 163L177 164H174L175 166H176V168H177V166H178ZM191 164V166H190V164ZM205 163V164H204ZM216 163H217V161H216ZM221 163H223V162H220V164ZM258 163V162H257ZM50 164H52V163H50ZM132 164V165H133ZM162 164H161V166H162ZM188 164H189V166H188ZM255 164V163H254ZM253 164V165H254ZM259 164V163H258ZM29 165V166H28ZM42 165H43V163H42ZM42 165H41V167H40V169H38V170H41V169H44V167L46 168V166H43L42 167ZM45 165V164H44ZM47 165V164H46ZM124 165V164H123ZM122 165V166H123ZM159 165V164H158ZM157 164H154V167H156L157 169H159V171L158 170H156L155 168L153 169V167H150L151 169H152V171L151 170H149L148 171V169H147V171L149 172V173H151L150 175H154V174H156L157 176H159V177H162L161 175L163 174H161L160 173V170L163 168L164 169V166L161 168L160 166H158ZM197 165H198V162H197ZM207 165V164H206ZM211 166L210 167H208L209 165H207V167L208 168H211L212 167V171L214 170V167L212 166V164H210ZM256 165V164H255ZM261 165H260V167H261ZM15 166V165H14ZM13 166V168H15V171H14V173H15V176H17L18 174H19V172H18V174L16 175V167H19L18 165L16 166V167H14ZM48 166V165H47ZM144 166V167H143ZM143 166H141V168H139L140 167V165H138V168L142 171V169L143 168H145V166L146 165H143ZM173 166V165H172ZM175 166H173L172 168H173V170H174V167ZM186 166H184V167H186ZM199 166H197L198 167V169H199ZM218 166V165H217ZM7 167V168H6ZM51 167V166H50ZM124 167H125V165H124ZM159 167V168H158ZM180 167H181V162H180ZM179 167V168H180ZM191 167V168H190ZM203 167H206V166H202V170L204 171V170H207V168L205 169V168H203ZM36 168H38V167H36ZM35 168V169H36ZM126 168H128L127 166H126ZM126 168H124V170L126 169ZM138 168H137V170H138ZM161 168V169H160ZM168 168V167H167ZM172 168H170L171 169V171H172ZM175 168V169H176ZM254 168V167H253ZM256 168H257V165H256ZM263 168H262V170H263ZM26 169V168H25ZM25 169H24V166H23V169H21L22 171L21 172H23L24 173V171H25ZM51 169L52 168H49V166H48V170H50L51 171ZM60 169V168H59ZM129 169H132V168H129ZM134 169V168H133ZM132 169V171H131V173L133 172L134 174H135V171H137V170H133ZM136 169V168H135ZM162 169V170H163ZM183 168L181 167L180 168V170H182ZM193 169V170H192ZM197 169V168H196ZM198 169H197V171H198ZM217 168H215V170L214 171H216V172H219L218 170H216ZM255 169V168H254ZM253 169V170H254ZM17 170H19V169H17ZM24 170V171H23ZM29 170H27V171H29ZM37 170V169H36ZM54 170V169H53ZM124 170H121V172L122 171H124ZM154 170L155 171H157V172H154ZM161 170V172H163ZM179 170V171H180ZM201 167H200V169H199V171H198V173H200L201 171ZM7 171V172H6ZM11 171V170H10ZM13 171H11L12 173H13ZM27 171L25 172L26 174H27ZM42 171V170H41ZM41 171L39 172L38 171V173L39 174H41ZM60 171V170H59ZM128 171V170H127ZM126 170L124 171L125 173L127 172ZM143 171H145L144 169H143ZM178 174H176V176L177 175H180V174H182V172L181 173H179L178 172V169L177 170H175ZM187 171V169L185 170H183V176H184V179H183V181H186V183H190V181H189V177L188 178H185V177H187L188 176V174L187 173H185ZM212 171H210V172H212ZM213 171V172H214ZM223 171V170H222ZM252 171V170H251ZM256 171V170H255ZM258 171V170H257ZM256 171V172H257ZM10 172V173H11ZM32 172V171H31ZM34 173H35V170L33 171ZM57 172V171H56ZM64 172V171H63ZM129 172V171H128ZM138 172H140V171H138ZM152 172H154V173H152ZM160 174H159V173ZM208 172H209V169H208ZM212 172V173H213ZM253 172V171H252ZM5 173H4V175H5ZM14 173L13 174H9V176L10 175H12V177L11 178H13L14 179ZM24 173V174H25ZM29 173H30V171H29ZM38 173H36V174H38ZM50 174H51V172H49ZM55 173V172H54ZM54 173H52V174H54ZM60 173H61V171H60ZM133 173H132V175H133ZM143 173H145V175L147 176V172L145 171V172H143ZM158 173V174H157ZM165 173L166 172H164V174H163V180H167L166 178H167V173H166V175H165ZM175 173V172H174ZM194 173H192V175L194 174ZM207 173V172H206ZM206 173L204 174L203 172L201 173L202 174V176H203V174L204 175H206ZM224 173V171L222 172V174ZM249 174H251V172L249 171L248 172ZM248 173H245L246 175L248 174ZM261 173L262 172H260V174L259 175H261ZM25 174V175H26ZM33 174V173H32ZM32 174H31V176H32ZM48 171H47V173L45 172V170H43L42 171V175L44 176V175H46L44 178H46L47 176H48V178H50L49 177V175L50 174H48ZM51 174V175H52ZM129 174H130V172H129ZM169 174V173H168ZM185 174H186V176H185ZM215 174V172L213 173V175ZM220 174V173H219ZM248 174V176H249V180H250V178H251V180H252V174L251 175H249ZM258 173H256V175H257ZM263 174V173H262ZM25 175H23V176H25ZM61 175H64L63 173L62 174H59V176H57V174H56V176L57 177H61ZM71 175V174H70ZM150 175L148 174V176L147 177H150ZM156 175L155 176H152V178L154 179V177H156ZM164 175H165V177H164ZM198 175V174H197ZM221 175V174H220ZM243 175H244V173H243ZM259 175H257V176H259ZM29 177H31L30 176V174L28 175ZM37 176V175H36ZM55 176V175H54ZM54 176H51V178H53ZM72 176V175H71ZM123 176H125V174L123 173ZM137 176H138V173H137ZM189 176H190V174H189ZM201 175H200V177H202ZM215 176H217V173L215 174ZM251 176V177H250ZM255 176V175H254ZM256 176V177H257ZM1 178H2V176H0ZM8 177V176H7ZM7 177H6V179H7ZM33 177V176H32ZM40 177H42V176H40ZM73 177V176H72ZM179 177H182V176H179ZM179 177H177L178 179L176 180V181H178V180H180V178ZM193 177H194V179H195V176L193 175ZM192 177V178H193ZM197 177V176H196ZM198 177H199V175H198ZM198 177H197V181H198ZM199 177V178H200ZM205 177V176H204ZM238 177V176H237ZM255 177V178H256ZM4 178V177H3ZM11 178H9L8 177V180H9V183L11 182L10 180H12V185H11V188H12V186H13V184L15 183L14 181H16V178L13 180V179H11ZM21 178H24V177H21ZM26 178V177H25ZM25 178H24V181H21V182H23L24 184H22V188L24 187V189H22L20 186V188H19V190L17 189V193L15 192V195L16 194H20V192L21 193H23V192H25V190L26 189H28L29 190V185L30 186H32L31 185V182L33 183V179L30 181V184L27 182V180L25 181ZM35 178V177H34ZM39 178V177H38ZM43 178V179H44ZM51 178H50V181H51ZM68 178L70 179V176H68ZM129 178V177H128ZM134 178V177H133ZM135 178H136V176H135ZM151 178V177H150ZM157 178V177H156ZM183 178V177H182ZM191 178V180H193L194 181V179H192ZM240 178H244V177H240ZM248 178V177H247ZM259 178H260V176H259ZM259 178H257V180L259 179ZM26 179H28V177L26 178ZM31 179V178H30ZM40 179L44 182H41V184L42 185H44V187H40V189H39V186H37V184H38V182H39V184H40ZM39 179V181L37 182V184L36 185H34V188L35 187H38V188H35L36 190H35V194H34V192H32V191H34V189H32V193H30L29 191H27L26 190V192H25V194L23 195V196H25L24 197V199L25 198H27V199H25V200H23L22 199V197L20 196V199H17V201H14L12 204H10V206H11V210L13 211V212H15V210L16 209H18L19 210V214L15 217V218H13V219H9L8 218V213L10 214V212H12V211H9V212H5L4 214H0V220H2V222L0 223V264H1V262H3V261H5V255H7V254H15V253H18V254H20L19 252V250H23L24 248L25 249H38L39 251H41L42 250V252L40 253L39 251V253L37 254V251H36V255H43V252H44V255H46L45 253L47 252V250H46V252L45 251H43L44 249H43V247H45V249L47 248H50V246L49 245H47L49 242H51V244L54 246V248H56L58 251V253H61L62 255V257H61V259H60V261H61V263L62 264H70V263H72V264H74V262L76 261V264H78L77 262L79 261L80 263L79 264H132V263H135V261L134 262H131L129 259H131V258H127V260H126V258H124L125 260H122L123 259V257L121 258L120 257V255L119 256H117V255H115V254H112L111 252H109L110 250H111V248H109V247H112V248H114L113 250H115L114 252L116 253V249L115 248H117V249H119V253H120V251L121 250H124V248L123 249H121L120 250V248H121V246L120 247H118L117 246V240L114 242V243H116L114 246H112L110 243H111V241H113V235H108V233H107V231L108 230H106V233H105V229H106V223H107V219L108 218H110L111 219V217L113 216H111V215H109V216H111V217H109L108 216V218L106 217L105 218V216L106 215H108V214H106V215H103L104 217L103 218H105L106 220H104L103 222H102V220L103 219H100L101 217L99 216V219H100V222H99V220H98V218L97 219H95V220H98L97 222H99L98 223V225H96V226H92L91 224H90V219H89V217L91 216H89V208L87 207V205H90L91 203H84V202H79V201H77V202H75L76 201V199H75V196H76V193L74 192V190H75V188L74 187H72V182H73V179L71 180L72 182H70L71 183V187L69 186L68 188V190L66 191V189H65V192L64 191H62V189H60L59 187L57 188L56 187V185L54 186V189H58L59 191L58 192H60V193H57L56 191V194H55V192H54V196H55V198L52 196V194H53V192H52V194H51V192H50V190L51 189H53V186L52 187H50L51 186V184L52 185H54V182L52 181V183L50 184V186H49V184L47 183L48 182V180L49 179H47V182H46V179L45 180H43L42 178H40ZM58 180V178H56L55 177V183H56V181ZM68 179V180H69ZM139 179V178H138ZM137 179V180H138ZM186 179V180H185ZM187 179H188V182H187ZM206 179V178H205ZM235 179H236V177H235ZM238 179V178H237ZM236 179V180H237ZM22 180V179H21ZM130 180H131V177H130ZM169 180H171L170 181V183L172 184L175 180L174 179H169ZM169 180H167L168 182H169ZM200 180V179H199ZM204 180V179H203ZM242 181L243 182V179H239V181ZM261 179H259V181H260ZM49 181V182H50ZM61 181V185H58V186H61V188H62V181L63 180H60ZM76 181V180H75ZM182 181V180H181ZM193 181H191V182H193ZM234 181V180H233ZM240 181V182H241ZM246 181V180H245ZM244 181V182H245ZM253 182H254V180H252ZM1 183H2V181H0ZM14 182V183H13ZM20 182V183H21ZM25 182H27L29 185H28V187L26 188L25 186H27V185H25V184H27V183H25ZM47 183V185H46V183ZM58 182H59V180H58ZM64 182V181H63ZM195 182V181H194ZM193 182V183H194ZM200 182V181H199ZM236 182V181H235ZM235 182H234V184H231V180H229V188H230V186L231 185H239V186H242L243 185V187H242V189H243V191L244 190H246L247 191V189H248V185L250 184V183H248V185H246L245 187H246V189H244L245 187H244V184H242L241 185V183L240 182H238L237 181V183L235 184ZM249 182H251V181H249ZM256 182V181H255ZM8 183V181L6 182V184ZM19 183V184H20ZM70 183H66V184H69L70 185ZM178 184L179 183H181L182 184V182H177ZM184 183V182H183ZM188 183V188L190 187L189 184ZM201 183V182H200ZM204 183V182H203ZM233 183V182H232ZM240 183V184H239ZM246 183H247V181H246ZM245 183V184H246ZM258 183V182H257ZM261 183V182H260ZM80 184V183H79ZM85 184V183H84ZM167 184H169V183H167ZM171 184H169V187L171 186ZM192 184V183H191ZM231 184V185H230ZM255 183H253V186H255L254 185ZM175 185V184H174ZM180 185V184H179ZM179 185H176V186H178L179 187ZM184 185H187V184H185L184 183ZM184 185H181V190L183 189V187H184ZM261 185H262V183H261ZM261 185L259 184L258 186L262 189V187L264 188V183H263V185H262V187H261ZM2 186H4L3 184H2ZM9 186V185H8ZM49 186V189H46L47 187ZM183 186V187H182ZM223 186V185H222ZM221 186V187H222ZM251 186V188H252V185H250ZM17 187V186H16ZM33 187V186H32ZM79 187V186H78ZM100 187V186H99ZM99 187H98V189H99ZM195 187H196V185H195ZM226 187H228V185H226L225 187H223L222 189H224L225 188V190H226ZM232 187V186H231ZM8 189V194H9V192H10V190H9V188L7 187V185H6V187L4 186V189ZM15 188V187H14ZM65 188V187H64ZM70 188H74V190L72 191ZM85 188V187H84ZM83 188V189H84ZM95 188V187H94ZM172 188V187H171ZM184 188H186V187H184ZM220 188V187H219ZM219 188H214V189H217V191H215L214 189L213 190H209V193L207 192V190H206V193H208V194H210V195H207L206 194V196L211 200V198H212V200L216 203V202H218V198H219V203L218 204H220V202L223 200H225V199H222L223 197H221V194L223 193V195H227L228 193L227 192H225V193H227V194H225L224 193V191L223 192H221L220 190H219ZM235 188V187H234ZM233 188V189H234ZM237 188V187H236ZM251 188H250V190H251ZM259 188V189H260ZM93 189V188H92ZM100 189H102L101 187H100ZM174 189L176 190V194L178 193V191L179 192H181L177 187H175L174 186ZM190 189V188H189ZM230 189H232V188H230ZM238 189V188H237ZM239 189H241L240 187H239ZM0 190H1V188H0ZM47 190H48V192L50 193V195L52 196V199L54 198V199H56V198H58V200H60L59 201V203H58V200H57V202H54V203H58V204H54V203H52L53 202V200L52 199H50L49 198V196H48V192H47ZM64 190V189H63ZM96 190V189H95ZM104 190V189H103ZM185 190V189H184ZM221 192V193H218L219 191ZM249 190V191H250ZM258 190V189H257ZM257 190H255L254 189V191H252V193L253 192H256ZM4 191V190H3ZM3 191H0L1 192V195H2V192ZM100 191V190H99ZM102 191V190H101ZM100 191V192H101ZM174 191V190H173ZM188 192L189 190L186 188V190H185V192ZM211 191V192H210ZM228 191V190H227ZM235 191V190H234ZM242 191V190H241ZM248 191V192H249ZM12 192V191H11ZM27 192H29L30 193V195L31 196H33V199L32 198H30L29 199V196H27L26 195V193ZM77 192V191H76ZM100 192H99V194H100ZM213 192H217L218 194H220L219 196H218V194H214ZM230 192H232L231 190L229 191V193ZM239 192H240V190H239ZM238 191H236V192H234V194L236 193H239ZM258 192H259V190H258ZM263 192V191H262ZM78 193V192H77ZM95 193V192H94ZM97 194H98V192H96ZM212 193V194H211ZM243 193V192H242ZM241 193V194H242ZM246 193V192H245ZM260 193H261V190H260ZM260 193H259V196H260ZM5 196H4V199H5V197H8L5 193H3ZM101 194H102V192H101ZM250 194V196H251V198L255 195V193H254V195H251V193H249ZM58 195V196H57ZM85 196H81V195H78L77 194V196H79L80 198H88L89 199V196H86V194H84ZM106 195V194H105ZM113 195V194H112ZM211 195H213V197L211 196ZM215 195L216 196H218L217 197V200H216V197H215ZM231 195L232 194H228V197L230 198L231 197ZM244 195V194H243ZM248 195V194H247ZM257 195H258V193H257ZM27 196V197H26ZM101 196H103V195H101ZM211 198H210V197ZM233 196V195H232ZM236 196H238V195H235L234 197L235 198H237V200H235L236 202L238 201H242L243 199L245 200V198L247 197H244V196H241L242 197V199L241 200H238V197H236ZM250 196H249V198H250ZM3 196H1V198H2ZM106 198H107V195L105 196ZM109 197V196H108ZM110 197H112V196H110ZM215 197V198H214ZM244 197V198H243ZM257 197V196H256ZM256 197H253V198H256ZM91 198V197H90ZM102 198V197H101ZM200 198H204L205 200H203V201H200V203H199V200H200ZM221 198V199H220ZM229 198H227V200H229ZM233 198V197H232ZM248 198V199H249ZM250 198V199H251ZM252 198V199H253ZM7 199V198H6ZM73 199H75V201H73ZM112 199H115V196L112 198ZM117 199V198H116ZM208 199V200H209ZM231 199V198H230ZM239 199H240V197H239ZM247 199V198H246ZM249 199V200H250ZM3 200V199H2ZM2 200H1V202H2ZM10 200V199H9ZM51 200V202H50V204H49V201ZM79 200V199H78ZM82 200H85V199H82ZM124 200H125V198H124ZM144 201L145 200V202L150 206V208L149 209H151V208H154L155 206H157V205H155L154 207H151V203H149L145 198H143L142 197V199H140V202H142V201ZM198 200V199H197ZM199 200L197 201V203H199V205L200 204H202L201 202H203L204 204H203V206L204 205H208V204H205V201H208L207 200V198H205V192H204V195L203 194H201V196L199 197ZM209 200V201H210ZM216 200V201H215ZM255 200H257V199H255ZM6 202H7V200H5ZM5 201H3L4 203H5ZM28 201V202H27ZM30 201V202H29ZM33 201V202H32ZM88 201V200H87ZM92 201V200H91ZM97 203H98V201L97 200H95ZM94 201V202H95ZM100 201H101V199H100ZM109 201V200H108ZM135 201V200H134ZM133 201V202H134ZM208 201V202H209ZM232 201V200H231ZM231 201H230V204H231ZM252 201H254V200H252ZM259 201H260V199H259ZM2 202V203H3ZM11 202V201H10ZM94 202H92L93 204H94ZM102 202V201H101ZM100 202V203H101ZM106 202V201H105ZM137 202H139V201H137ZM212 202V201H211ZM229 201H227V203H228ZM235 202V203H236ZM244 202V201H243ZM247 202V201H246ZM248 202H250V201H248ZM247 202V203H248ZM258 202V201H257ZM264 202V200H262V202L261 203H263ZM1 203V204H2ZM4 203H3V205H4ZM9 203V202H8ZM113 203V202H112ZM125 203V202H124ZM210 203V202H209ZM213 203V202H212ZM212 203H210L211 205H212V207L214 206L215 208H213L212 209V207H211V205H210V207H207L206 208V206H205V208L206 209H209L210 211L212 210L213 212H217V210H218V212L220 211V206H224L225 204H227L226 203V200H225V204L224 205H218L219 207H217L216 205H217V203H216V205H214V204H212ZM221 203H223V202H221ZM253 203V202H252ZM251 203V204H252ZM256 203V202H255ZM102 204V203H101ZM106 203H104V204H102L103 206L105 205ZM107 204H109V203H107ZM115 204V203H114ZM142 204H143V202H142ZM237 204V203H236ZM245 204V203H244ZM257 204V203H256ZM3 205H1V206H3ZM52 205H55L56 207H54V206H52ZM95 205L97 206V204L95 203ZM98 205H99V203H98ZM101 205V207H103ZM110 205V204H109ZM109 205H107V207H109ZM127 205V204H126ZM138 204H136L135 205V207H134V210H136V206H137ZM154 205V204H153ZM152 205V206H153ZM228 205V206H227ZM227 205H225L224 206V209H223V211H226L227 209L226 208H228L229 207V203L227 204ZM232 205V204H231ZM235 205V204H234ZM233 205V206H234ZM259 205V204H258ZM258 205H254V210L256 211H254L253 210V206L251 207V212L253 213V211H254V213H257V211H258ZM262 205V204H261ZM264 205V204H263ZM262 205V206H263ZM132 206V205H131ZM139 206H140V204H139ZM144 205H142V207H143ZM163 206V205H162ZM201 206V205H200ZM202 206V207H203ZM227 206V207H226ZM233 206H231V207H233ZM260 206V205H259ZM4 207L5 206H3V207H1L0 208V213L3 211L4 212ZM93 207V206H92ZM100 206H98L97 208H95V209H98ZM111 207H113V205L112 206H110L109 208H111ZM158 207V206H157ZM157 207H155V208H157ZM219 208V209H217V208ZM231 207H229V208H231ZM16 208V209H15ZM128 209L130 208V207H127ZM165 208V207H164ZM15 209V210H14ZM103 209V208H102ZM105 209V208H104ZM133 209V208H132ZM131 209V210H132ZM138 209H139V207H138ZM144 209H145V207H144ZM222 209V208H221ZM263 209V212H258L259 214H257V218H258V215H260V217H262V216H264V208L263 207H261V209H259L260 211ZM9 210H10V207H9ZM100 211H101V209H99ZM133 210V211H134ZM141 210H143V208H141ZM146 210V209H145ZM145 210H143V211H140V213L139 214H141V213H143V212H147V210L145 211ZM155 210V209H154ZM160 210V209H159ZM216 210V211H215ZM88 211V212H87ZM98 210H95V212L98 214L99 212H97ZM107 211H108V209H107ZM113 211H115L114 213H116V210H114V207H113V210H112V212ZM130 211V210H129ZM149 211H151V210H149ZM165 211H167V210H165ZM164 211V212H165ZM211 211V212H212ZM222 211V212H223ZM228 211V210H227ZM95 212H93L94 214H96ZM128 212V211H127ZM125 213V215L126 214H128V213ZM136 212V211H135ZM157 212H158V209H157ZM169 212V211H168ZM167 212V213H168ZM44 213H47V214H45V216L43 215ZM104 213H106V212H103V214ZM114 213H110V214H114ZM137 213H138V211H137ZM149 213H151V212H149ZM154 213V214H153ZM160 213V212H159ZM157 214V216L158 217H155L154 215H155V212L153 211L151 214H153V217H155V218H158V220L157 219H155V221H158L157 223H159V222H163V221H165L164 219V216L166 215H164L163 217H161L162 216V214L163 213H161V219L162 220H160L159 218V215L160 214ZM247 213H248V211H247ZM250 213V212H249ZM252 214V216H251V218H249L250 217V215L251 214H249V216H247L249 219H251V220H253V221H250L252 224L251 225H253V222H254V220H255V222H257V218H255L256 216H255V214ZM59 214H61V215H65V218L67 219V221H68V224H66L65 225V221L66 220H64V218H63V220H64V222L61 220V222H60V220H59V218L61 217V215H60V217H58L59 216ZM94 214L92 215V216H94ZM102 214V213H101ZM133 214V213H132ZM132 214H130L129 215V217L132 215ZM135 214V213H134ZM14 215H15V213H14ZM58 215V216H57ZM124 215V217H126ZM136 216H137V214H135ZM134 215V216H135ZM147 215V214H146ZM150 215V214H149ZM148 215V216H149ZM173 215V214H172ZM178 215V214H177ZM244 215V214H243ZM247 215V214H246ZM92 216H91V218H92ZM136 216L134 217V218H136ZM141 217H142V215H140ZM144 216V215H143ZM147 216V218H150V217H148ZM150 216H152V215H150ZM10 217V216H9ZM56 217V218H55ZM97 217V216H96ZM123 217V218H124ZM132 217V216H131ZM153 217H151V218H153ZM167 217H169V216H167ZM241 217L242 216H240V219H241ZM58 218V219H57ZM133 218V217H132ZM146 217L145 218H143V219H147ZM164 218V219H163ZM171 218V217H170ZM174 218V217H173ZM253 218H255V219H253ZM93 219V218H92ZM109 219V220H110ZM114 219H116V218H114ZM129 219V218H128ZM143 220V219H141V218H139L138 216H137V220L136 221H138V220ZM176 219V218H175ZM240 219H238V222L239 223H241V225H245V227H243V226H241V228L243 227V229L245 230V229H247L248 228V230H249V228L251 227H246V221L245 220H243V221H245V223L243 222V221H240ZM243 219H244V217H243ZM249 219L247 220V222L249 221ZM113 220V219H112ZM111 220V221H112ZM133 220V219H132ZM135 220V219H134ZM150 220V219H149ZM149 220H146V221H148V223H152V222H150ZM167 220H169V219H167ZM171 220V219H170ZM173 220V219H172ZM184 220V219H183ZM258 220H259V218H258ZM260 220H262V219H260ZM111 221H108L109 222V224H110V222ZM116 221H117V219H116ZM115 221V222H116ZM136 221H134V222H136ZM144 221V220H143ZM181 221H182V219H181V216H180V222L179 223H181ZM63 222V223H62ZM97 222H96V224H97ZM104 222H106L105 223V225L103 224ZM118 222V221H117ZM125 222V221H124ZM128 222V221H127ZM131 222V221H130ZM133 222V221H132ZM139 222V221H138ZM161 222V223H162ZM170 222H172V221H170ZM191 222H193V221H191ZM234 222H236V220L234 221ZM263 222V221H262ZM262 222H261V224H262ZM112 223H113V221H112ZM119 223V222H118ZM137 223V222H136ZM141 222H139V223H137V224H140ZM144 222H142L141 224H143ZM147 222H145V224H146ZM147 223V225H145V226H147V227H152V226H149V225H151V224H148ZM164 223V222H163ZM161 224L162 226H158L157 228H158V231H159V229H160V227H163V225L165 224V223H167V221H165V223L164 224ZM175 223V222H174ZM184 222L182 221V223H181V225L183 224ZM232 223V222H231ZM243 223V224H242ZM93 224V223H92ZM123 224H125V223H123ZM123 224H121V225H123ZM127 224V223H126ZM141 224H140V227H141ZM154 224H156V223H154ZM184 224H186V222L184 223ZM183 224V225H184ZM235 224H237L238 225V223H234V225ZM249 224V223H248ZM258 224H260V222L258 223ZM258 224H256L255 226H257ZM264 224V223H263ZM263 224H262V226L261 227H263ZM113 225H114V223H113ZM157 225V224H156ZM159 225V224H158ZM168 224H166V226H167ZM180 225V224H179ZM196 226H197V222H196V224H195ZM195 225L193 224V228L195 227ZM233 224H232V226L233 227H235ZM108 226H110V225H108ZM107 226V227H108ZM117 226H120V225H117L116 224V227ZM144 226V227H145ZM155 226V225H154ZM165 226V225H164ZM176 225H174L173 226V228L175 227ZM189 226V225H188ZM187 226V227H188ZM192 226V225H191ZM254 226V227H255ZM112 227V226H111ZM139 226H137L136 227V231H137V228H138ZM140 227L138 228L139 229V231H140ZM147 227H146V229L145 228H143L145 231L147 230ZM156 227V226H155ZM171 227H172V225H171ZM179 227V226H178ZM233 227H232V229H233ZM259 227V226H258ZM112 228H115V227H112ZM118 228V227H117ZM154 228V227H153ZM164 228V227H163ZM163 228H161V230L163 229ZM167 228V230L169 229V226H167L166 227ZM172 228V229H173ZM180 228V227H179ZM186 228V227H185ZM255 228H257V227H255ZM260 228V227H259ZM259 228H257L258 230H254V228L252 229V230H254V231H251L252 233L253 232H255V231H258V233L260 232L259 231ZM47 229H49V231L48 232H50V230L52 231V233H51V235L50 234H48V232H47ZM108 229V228H107ZM134 229H135V227H134ZM134 229H132V230H134ZM143 229H141V232L142 231H144ZM156 229V228H155ZM175 229V228H174ZM194 229H196V228H194ZM232 229H230L231 231H232ZM241 230L240 229V227H239V229H237V230H234V233H236V231L238 232L239 230H241V232L240 233H237V235H234V233H232L231 231V233L234 235H231V236H233V239L232 238H229V240H236V238L238 237V235H242V239L245 241V239H246V236L247 237H249L248 236V233L246 232V230L244 231V230ZM264 229V228H263ZM132 230H129V231H132ZM150 230V229H149ZM182 230H183V228H182ZM190 230V229H189ZM197 230V229H196ZM203 230V229H202ZM262 230V229H261ZM68 231H71V236L70 235H68L69 237H70V239H62V238H60V236L61 235H64L66 232H68ZM135 231V233L134 234H131V235H135L136 237L138 236V238H137V240H140V241H144L145 243H147L151 248L149 249L150 251L151 250H153V247L152 246H154L155 247V245L157 244V242L159 241H161L160 239L158 240V238L156 237V235L154 234V232H155V230L153 231V233L152 232H150V234L152 233V236L148 233V235H150V236H144V234H140V233H138V232H136ZM157 231V230H156ZM165 231H166V229H165ZM172 231H174V230H172ZM179 231H181V228L179 229ZM178 231V229H177V231H175V232H179ZM187 230H185V234L187 233L186 232ZM190 231H192V230H190ZM205 231V230H204ZM244 231V232H243ZM264 231V230H263ZM114 232H116V231H114ZM146 232H148V231H146ZM167 232V231H166ZM175 232H174V234H175ZM184 232V231H183ZM182 232V233H183ZM195 232V231H194ZM198 233H200V231L198 230L197 231ZM203 232V231H202ZM229 232V231H228ZM243 232V233H242ZM247 234H246V233ZM117 234L119 233V232H116ZM131 233V232H130ZM137 233V234H136ZM173 232H171V234H172ZM192 233V232H191ZM205 233V232H204ZM203 233V234H204ZM262 233V232H261ZM60 234V235H59ZM67 234V233H66ZM121 234V233H120ZM171 234H170V236H171ZM179 235H180V237H181V234L180 233H178ZM188 234H189V231H188ZM193 234H196V236H197V233L195 232V233H193ZM202 234V233H201ZM246 234V235H245ZM249 234H251L250 232H249ZM255 234V235H254ZM11 235L13 236L12 238H11ZM145 235H146V233H145ZM153 235H155V236H153ZM158 235V237H159V234H157ZM163 235V239H169L170 240V238H168V237H165V236H168V234L166 233V234H162ZM187 235V234H186ZM190 235H192V234H190ZM200 235V234H199ZM198 235V236H199ZM208 235V234H207ZM206 235V236H207ZM230 235V234H229ZM229 235H226V236H229ZM254 235V236H253ZM260 236V233L259 234H257V232H255V233H253L252 235H251V237H249L248 239H249V243L252 241V243L255 241V243L256 244H249L250 246H252L253 247V245H254V247L256 246V247H258V249H259V251H260V249H262L263 250V252H264V236H261V237H263L262 239L260 238V240L261 241H263V242H261L262 243V246H263V248H262V246H260L261 245V243H260V241H257V240H254V237L255 236ZM262 235H264V233L262 234ZM30 236H34V238H36L35 239V241L34 242H29V237ZM120 236V235H119ZM134 236V240H135V237ZM178 236V235H177ZM185 236V235H184ZM183 235H182V237H184ZM188 236V235H187ZM186 236V237H187ZM201 236V235H200ZM245 236V237H244ZM259 236L258 237H256L257 239H259ZM123 237H125V236H123V235H121V239L123 238ZM127 237V236H126ZM173 237V236H172ZM193 237H195L194 235L192 236V238L191 239H193ZM230 237V236H229ZM235 237V238H234ZM244 237V238H243ZM116 238V237H115ZM161 238V239H162ZM179 238V237H178ZM239 238V237H238ZM252 238H253V240H252ZM117 239V238H116ZM182 239V238H181ZM180 239V240H181ZM187 239V238H186ZM185 239V240H186ZM189 239H190V237H189ZM188 239V240H189ZM191 239H190V241H188L189 243H191ZM196 239V240H195ZM195 241H192V243L193 242H196V241H198L197 239H198V237L196 238L195 237ZM201 239V238H200ZM202 239L204 240L205 238H203L202 237ZM241 239V238H240ZM248 239H246V240H248ZM126 240V239H125ZM133 240V239H132ZM208 240V239H207ZM251 240V241H250ZM127 241H128V239H127ZM130 241H131V239H130ZM139 241V242H140ZM165 241V240H164ZM163 240H162V246H163V244H167V243H169L167 240V242L165 243ZM173 241V240H172ZM177 241H178V239H177ZM238 241V239L236 240V242ZM257 241V242H256ZM95 242L97 243V244H95ZM179 242V241H178ZM181 242V241H180ZM183 242H184V240H183ZM186 242V241H185ZM187 242V243H188ZM209 242V240L207 241V244L209 245L210 244V242ZM238 242H240V243H243V241L242 240H240V241H238ZM246 242L247 241H245L244 242V244H246ZM20 244L21 245V247H20V249L19 250H17V248L15 249V247H14V244ZM76 244L80 249L78 250V249H76L75 247L73 248L72 247V245L71 244ZM129 243V242H128ZM137 243H138V241H137ZM172 243H175V241H173V242H171L170 244H172ZM177 243V242H176ZM187 243H183V245H185L184 247V251H185V253H186V251L187 252H189V250L187 249L189 246V249H191V246L193 245V244H195L193 247H195L196 245H199V242L196 244V243H191L190 245H189V243H188V246H186V244ZM216 243V242H215ZM232 243H234V244H237V243H235V241L234 242H232ZM239 243V244H240ZM260 243V244H259ZM111 246H110V245ZM170 244H168L169 246H170ZM178 244V243H177ZM181 244H182V242H181ZM214 244V243H213ZM243 244V245H244ZM248 244V243H247ZM259 244V245H258ZM128 245V244H127ZM137 245H139V243L138 244H136V247H139L140 245H142L143 246V242H142V244H140L139 246H137ZM168 245H164V246H168ZM174 245H176V244H174ZM174 245H172V247L174 246ZM212 245V244H211ZM216 245V244H215ZM49 246V247H48ZM142 246H140V247H142ZM178 246H180V247H182V245H178ZM177 246V247H178ZM139 247V249L138 250H140L141 248ZM171 247V246H170ZM171 247V248H172ZM177 247L176 246H174V248H170L172 251H178L177 250ZM179 247V248H180ZM249 247V246H248ZM255 247V248H256ZM160 248V250H161V247H159ZM159 248H158V252L161 254V251L159 250ZM165 248H168V249H165ZM163 247V251H162V253H164V252H166L165 250H169V247ZM176 248V249H175ZM183 248V247H182ZM182 248H180V249H182ZM195 248H198V246L197 247H195ZM205 249L206 248H209L208 246L207 247H204ZM109 251H108V250ZM126 249V248H125ZM165 249V250H164ZM185 249H187V250H185ZM210 249V248H209ZM208 249V250H209ZM113 250H111V251H113ZM149 250H146V252L148 251L149 252ZM171 250H170V252H171ZM192 250H194V249H191L190 251H192ZM202 250V251H201ZM207 250V249H206ZM48 251H49V249H48ZM52 251H54V250H52ZM128 252H129V250H127ZM154 251L155 250H153V252H152V257H153V254H154ZM181 251H183V250H181ZM180 251V252H181ZM196 251H199L198 253H200V255L201 256H203V255H205V257H209V259L207 258L206 259V261L207 262H210L211 264H212V262H214V264H217L216 262L217 261H212L211 262V259L213 260V259H215L216 257H213V255H214V253L212 254V256H211V250H209V251H207V253H204V251L205 250H203V246H201L200 247V250H198V249H196ZM195 251V254L197 255V252ZM203 253H201V252ZM213 251V250H212ZM216 252L218 251L219 252V250H215ZM258 251V250H257ZM168 252V251H167ZM166 252V253H167ZM175 252V253H176ZM180 252H179V256H180ZM206 252V251H205ZM210 252V253H209ZM222 252V251H221ZM122 253V252H121ZM178 253V252H177ZM177 253H176V256H178L177 255ZM191 253V255L194 253V252H190ZM147 255L148 256V253H143L141 256L142 257H146L145 255ZM167 254H169V252L167 253ZM187 254V253H186ZM42 255L40 256V259L38 258V256H37V259H39V261L40 262H46V263H49L50 262V256H49V253H47V255L46 256H44V257H47V259L48 260H46V259H44V257L42 258ZM133 255V254H132ZM159 255V254H158ZM166 255V254H165ZM188 255V254H187ZM194 255V254H193ZM199 254L197 255V256H195L194 257V260H196L197 261V263L192 259V264H207V262L205 263H203V262H201V263H199L198 262V256H199V258H200V260L202 261V259L201 258H203V257H201ZM207 255V256H206ZM208 255H210V256H208ZM217 255V254H216ZM56 256V255H55ZM159 256H161V255H159ZM159 256L157 257L158 259H159ZM164 256V255H163ZM173 256V255H172ZM178 256V257H179ZM183 256H184V254H183ZM222 256V255H221ZM14 257V256H13ZM20 257V256H19ZM24 257V256H23ZM56 257H59V255H57ZM180 257H182V256H180ZM211 257V258H210ZM219 257V256H218ZM193 258V257H192ZM196 258V259H195ZM43 259V260H42ZM144 259V258H143ZM142 259V260H143ZM161 259H162V257H160V261H161ZM166 259V258H165ZM169 259V258H168ZM178 259V258H177ZM177 259L176 260H173V261H177ZM181 259V258H180ZM189 259H190V257L188 258V261H189ZM198 259V260H197ZM203 259H205V258H203ZM218 260L219 259H221L220 257L219 258H217ZM42 260V261H41ZM137 260H138V258H137ZM146 260H151V259H149V258H147ZM187 260V259H186ZM209 260V261H208ZM35 261V260H34ZM47 261H49V262H47ZM133 261V260H132ZM138 261H141V260H138ZM154 261V260H153ZM152 261V262H153ZM158 261V260H157ZM173 261H170L171 263L173 262ZM178 261H179V259H178ZM175 262L176 264L178 263V264H182V263H180V261L179 262ZM184 261V260H183ZM205 261V260H204ZM222 260H220V262H221ZM232 261L233 260H231V263H232ZM29 262V261H28ZM27 262V263H28ZM145 262V261H144ZM155 262V261H154ZM163 262H164V264H165V262H167L166 260H163ZM219 262V261H218ZM220 262H219V264H220ZM234 263H236L237 261H233ZM24 263V262H23ZM59 263V262H58ZM142 264H143V261L141 262ZM169 263V262H168ZM184 263V262H183ZM209 263V264H210ZM230 263V264H231ZM29 264V263H28ZM38 264V263H37ZM43 264H45V263H43ZM146 264V263H145ZM147 264H154V263H147ZM163 264V263H162ZM170 264V263H169ZM172 264H174V263H172ZM188 264H190V263H188ZM238 264V263H237Z\"/></svg>", "mask_w": 264, "mask_h": 264}]
</instances>
